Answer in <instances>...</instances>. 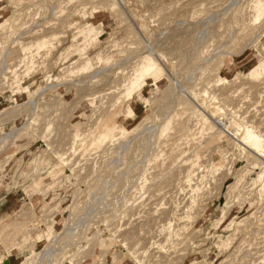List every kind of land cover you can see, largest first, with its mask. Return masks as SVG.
<instances>
[{
  "label": "rangeland",
  "instance_id": "374dc122",
  "mask_svg": "<svg viewBox=\"0 0 264 264\" xmlns=\"http://www.w3.org/2000/svg\"><path fill=\"white\" fill-rule=\"evenodd\" d=\"M130 1H131V3L128 4V3H124L123 1H120V0H110V1L109 0H102V2H101V0H0V133L3 137L2 138L3 142L5 143L1 147L0 150L1 151L5 150L9 146L14 145L12 147L13 148L12 150H14V152H16V157H20V160L17 163H14V162L9 163L11 158H9V159L7 158V161L5 163H0V172L4 171V169H5L6 171H8L7 177L10 178V180L15 182L16 185H18L19 183H20V185H24V190H25L24 194L29 199V201L32 202L31 208L28 209L27 211H25L24 208L26 207V204H23L22 202L17 201L16 203H14V206L12 205V208L9 209L10 211L8 210V212L1 215V217H0V261H2L1 264H165V263L169 264L170 260L172 261L170 264H177L178 261H179L178 264H191V263L192 264H194V263L195 264H205V263L206 264H227V263L228 264H244L245 262H246L245 264H249V263L250 264H254V263L255 264H257V263L258 264L259 263L264 264V262H263L264 258H261V257H264V255H263L264 254V252H263L264 251V245H263V243H261V242H264V189H263L264 188L263 187L264 186V176H263L262 180L261 179L258 180L259 179L258 173L260 174V167H262V166L258 165V168H257L256 167L257 165H256L254 158H252L251 156H247L248 155L247 151H245L243 154L242 152H240L239 149H236L235 147L233 149L232 148L229 149L232 145H230V147L228 146L229 148L226 147L228 150H230L229 151L230 152L229 157L230 158L232 157V159H230V160H235V158H236V160H235L236 163H234L235 165L233 164L234 161L233 162L231 161V163H229L230 161L228 160L229 162L226 161L224 164L221 163V166L216 167V168L214 167L215 170L213 169V167L210 168V170L213 169L214 171H212V170L210 171L209 169H207V173H208V170L210 171V173L207 174L208 176L205 174L207 179H205L206 178L205 177L204 178L205 181L202 179L199 182H194V183H196V185H194L196 188V192H199V190L204 186V188L202 190H200V192H199V194L202 193V194H200V196L195 191L191 192L190 190L189 191L191 193L188 194L189 193V191H188L189 187L187 186L185 188L186 184H184V183L182 184V182H181V186H179V180L183 177V174L181 172H179L180 170L176 169V171H175L177 173L176 174L169 164L164 163V165H163V164H161V163H163V159H162V162L161 161L159 162V159H158V158H163L161 156V154H163V153H162V151L160 152V149L162 148L161 145L163 144L162 141L163 140H171L172 138H175L173 133H176L175 130H177L176 128L179 126V123L185 124L184 121L187 120L190 115L194 116L192 113H194L196 111V109L193 108V107H195V104H192L191 102H190L191 104L188 102L187 103L185 102L186 103L185 104L184 102H182V99L184 96H177L176 97V95H175L178 91L181 94V88L182 87L187 89L186 87L189 86V85L187 86L188 83L184 82L182 79L177 78L179 71L183 70L181 68L184 67L183 66L184 62L188 61L189 57H190V59L192 57L194 59L196 56V58H195L196 60L191 59V60H193V62L191 60H189V61H191V63H193V64L195 63L194 66H197V65L199 66V70H198L199 72H198L197 76L200 75L198 78L201 79L202 83L199 81V83H201V85L204 82L203 80L216 81L218 78H220L223 80L222 81L223 83H227V84L225 85V87H224V85H222L221 86L222 88L220 90H218L219 92H217V93H221L222 91H225L224 88H226V86H227V89H234V88L236 89L237 87L241 88V85H244V87H242V88H245V89L241 88V90H243L241 92H243V93H241L240 90H238L239 88H237L236 90L234 89L236 91V93L238 94V96L239 97H240V95H241V97L247 96V98L250 99V101L252 99V101L253 102L255 101V103L257 101L256 105H258V103H259L257 108L254 107L255 104L252 103V101L251 102L249 101V102L253 106L249 102H248L249 104L247 103L248 106L249 105L252 106L253 110H256V109L260 110L259 106H264L263 104L262 105L260 104L261 102L262 103L264 102V94H263L264 89H262V92H260V94L262 93L261 95H259L257 93L258 96H256V99H255V96L253 94H255L256 91L258 92L259 90H256V88H258V87L256 86V83L250 79L251 77L249 76V73H248L257 64H259V62L262 59H264V0H259L260 6H261L260 10L262 11V15L260 17L258 16V8L259 7L258 6L254 7L258 0H161V3H160V0H154L155 2L157 1L156 2L157 4H155V2H153V0H151V2H150L151 4L148 2L150 0H148V1H146V0H137V1L130 0ZM158 1H159V3H158ZM109 2H110V4H109ZM138 2H139V4H138ZM152 2H153V8H152ZM164 3L167 4V5L165 4L166 8H163V7H165ZM169 3H170V6L168 5ZM171 3L175 7L171 6ZM195 3H197L199 5H197ZM102 4L105 6L107 5V6L104 7V6H102ZM161 4H163V6H160ZM94 5L95 6L97 5V7H96L97 9L94 8ZM138 5H140L139 6L140 8L137 7ZM149 5H151V7ZM194 5H197V6H194ZM85 6H86V8H85ZM89 6H92V8ZM101 6H102V8H101ZM114 6H115V8H114ZM130 6H132V7H130ZM141 6H142V8H141ZM83 8L86 10H84ZM99 8H101V9H99ZM154 8H157L156 11ZM158 8H160V9L158 10ZM124 9H125V11H124ZM163 9L165 11L167 10L168 12L163 11ZM192 9H194V10H192ZM83 10L85 13L82 12ZM144 10H146V12H143ZM147 10L149 12H151L153 10L152 14H153L154 18L156 19V21L153 18V16L150 15L149 12H147ZM74 11H76V13H74ZM86 11L87 12L89 11V13H87ZM96 11H98V12H96ZM161 11L163 12V14H161L162 13ZM156 12H160V13L156 14ZM72 13L75 15L78 13L79 14L74 16ZM55 14L56 15L59 14V15L56 16ZM118 14H121V16ZM214 14L217 15L218 22L215 21L217 19L216 18L214 20L215 22L213 21V23H212L213 25L208 27L210 30L206 29L207 32L205 30H203L205 28H202L201 30H203L204 34L206 32V35L203 34L204 36L203 35L199 36L197 39V42H195V43H194V41H196V40H195L193 34H185V35H190L192 37L182 36V33L180 34V31H178L179 30L178 28L174 31V28L177 27L176 24L178 22H179L178 27H181V25L184 26L183 23L181 22L182 20H183V22H189V23H192L194 21V23H192V24L195 27L198 26V29H199L200 26L196 22L199 21V19L203 20L204 18H207V17L214 15ZM114 15H116V16H114ZM147 15L149 16L150 19L147 18L148 17ZM54 16H56V17H54ZM69 16H70V18H69ZM118 16L121 18L119 19ZM144 16L145 17L147 16L146 17L147 19ZM159 16H161V17H159ZM139 17H141L142 19L145 18V21L149 25L148 27H144L143 35L139 34L135 30V26H134V23L137 22L134 20L140 19ZM151 17H152V19H151ZM193 17H194V19H193ZM257 17H259L258 20H256ZM52 20L57 21V23L54 21V23L52 22V25H51L50 21H52ZM122 20H123V22H122ZM150 20H151V22H150ZM47 21L50 24H48ZM133 21H134V23H133ZM153 21H154V23H153ZM163 21H165V22H163ZM176 21H177V23H176ZM199 22L201 23L202 21H199ZM216 22L218 25L216 24ZM56 24H58V26ZM90 24L95 25L97 27L98 38L96 40H91L90 42L87 40L84 41L85 37L83 36L84 37L83 38L79 34L80 37H78L77 38L78 40L77 39L76 40L79 42L80 41L79 39L82 38L80 42L82 43V40L84 41L83 44H79L80 42L78 43L74 39L75 35L77 36L78 33L84 27H86V25H90ZM168 24H171V25H168ZM179 24H180V26H179ZM53 25H54V27H53ZM118 25H120V26H118ZM158 25H160V26H158ZM163 25L167 26L168 28H166ZM174 25H176V26H174ZM47 26H51V27L48 28ZM55 26H56V28H55ZM169 26H170V28H169ZM194 26H193V28H194ZM229 26L232 27V30ZM46 27L49 31L47 30V32H46V30H45V32H44V29H46ZM41 28H42V30H41ZM132 29H134L133 32H132ZM66 30L68 32H66ZM160 30L161 31L166 30V31H164V33H165L164 38L165 39L163 38V40H162L163 42H158V40L156 38L157 35L159 33H161ZM167 30L168 31L172 30V31H170L172 33L168 32ZM39 31H40V33H39ZM128 31H129L130 35H133V36H130V35L127 36L129 34ZM134 31H136L137 33ZM230 31L233 32V33L231 32L232 36H231ZM166 32L168 34H170V36ZM174 32H176V33L173 34ZM260 32H261V34H260ZM24 33H26V35ZM112 33H113V35H112ZM131 33H134V34H131ZM21 35L22 36L25 35L24 38H22ZM62 35H63V37H62ZM119 35L122 37V39H120L121 37H119V39H117L118 38L117 36H119ZM124 35H125V38H124ZM152 35H153V37H152ZM159 35H158V37H159ZM175 35H176V37H175ZM57 36L59 37V39ZM54 37H56V38H54ZM60 37L63 39H61ZM128 37H131V39ZM139 37H141V38H139ZM180 37H182V39L184 41H185V39L188 41H185L186 42L185 43L182 39H180ZM183 37H185V38H183ZM126 38H128V39H126ZM169 38H171V39H169ZM223 38L226 40H224ZM232 38H234V39H232ZM43 39L46 41H49V39H50V41L52 40L51 41L52 43L48 42L49 44L44 45V48L39 47L38 46V43L40 42L39 40H43ZM54 39H56V40H54ZM137 39H138V41H137ZM142 39L147 44L143 43L144 41H142ZM151 39H152V41H151ZM176 39H179L177 42L178 43L177 45L175 43ZM66 40H67V42H65ZM121 40H122V42H125V43L123 44L121 42ZM129 40H132V41L129 42ZM133 40L135 41L136 45L139 48L134 44ZM170 40H172V41H170ZM180 40H181V43L179 44ZM192 40H194V41H192ZM93 41H95V42H93ZM226 41H228V43ZM63 42H64V44H63ZM76 42H77V45L76 46L73 45L74 46L73 47L72 43L76 44ZM139 42L142 43V45H143L142 47H141V45H139ZM151 42H152V44L156 43L155 44L156 47L151 46L152 49H150V51L153 50L152 55L155 57L154 59L157 60V58L159 57L158 62L162 63V65L164 67H168L165 63H168L169 60L171 59L170 63H169L170 64L169 67L171 68L170 69L171 74L167 72V74H168L167 76H170V79H172V80H166L163 84H161L160 89L155 90L154 87H151V83H152L151 80L147 79L145 82V86L143 87L144 90L135 94L133 96L132 100H128L127 98L123 99V95H124L126 89L128 88V84L130 82V75H131L132 71L134 72V69L136 67V66L133 67V70H132L131 66H132V64L136 65V64H134L135 63L134 61H136L137 63L139 62V59H140L139 55L142 56L143 53L147 52L146 48L148 47V45ZM222 42H223V45H222ZM19 43H20V45H19ZM130 43H132V44L130 45ZM249 43H250V45H249ZM52 44H53V46H52ZM78 44L80 46L82 45L81 48H79L80 46ZM115 44H116V46H115ZM119 44L122 45L123 47L120 46ZM152 44H150V45H152ZM171 44L176 45V49H175V46H172ZM182 44H184V45H182ZM25 45H27V46H25ZM68 45L69 46L71 45V47L73 49L76 47H78V49L76 48V50L74 49L75 51H71V50L69 51V48L71 49V47H69ZM106 45H108V48L110 47L109 48L110 50L108 49L109 51L107 50V52H106V47H105ZM128 45L130 46V48ZM188 45H191V46H188ZM193 45H195V47ZM247 45H249V46H247ZM119 46L122 48H120ZM192 46H193V48H191ZM28 47H29V50L28 49L24 50ZM67 47H68L69 52H66ZM114 47L115 48L117 47L116 50H113ZM164 47L168 48L169 52L166 51L167 49L164 50L165 49ZM189 47L191 48L190 52H189V50H190ZM39 48L41 50H39ZM140 48H142V49H140ZM178 48H179V50H178ZM183 48H185L184 49V52L186 51L185 53L183 52ZM123 49H125V50H123ZM126 49L127 50L130 49L128 51H133V54L135 56L137 55L136 58L133 59L135 56L132 55L131 52L126 51ZM159 49L162 50L163 53ZM136 50H138V51L134 53V51H136ZM157 50H159V51H157ZM172 50H174V51H172ZM177 50H178V52H177ZM44 51H45V53H43ZM99 51H100V53H99ZM103 51H105L104 52L105 54L102 55L101 52L103 53ZM110 51H112V52H110ZM118 51H121V53L122 52L124 53V51H126L125 56H124L125 58L124 57L120 58V55H124V54L123 53L120 54V52H118ZM140 51H142V52L140 53ZM52 52H54V53H52ZM82 52H84V53H82ZM117 52L120 55H118ZM164 52L166 54H164ZM192 52L196 53V54H194V56H193ZM66 53H68V54H66ZM96 53H98V54L95 55ZM177 53H180V54H177ZM77 54H79V55H77ZM128 54H130L131 56H134V57H131V59H133V60H130V57H129L130 55L128 56ZM229 54H231V55H229ZM82 55H84V56H82ZM110 55H112V56H110ZM165 55H166V57L168 56L167 57L168 59L167 58L165 59L163 57ZM179 55H181L184 58H182ZM16 56H17V58H16ZM115 56H116V58H115ZM198 57H199V60L197 61ZM205 57L207 60L209 58L212 61L211 60L205 61L204 60ZM19 58L22 60H20ZM55 58H57L58 60ZM87 58H91L93 65L90 69L84 70L83 64L85 63ZM98 58L100 61L97 60ZM105 58H106V60H105ZM117 58L121 59L122 61L125 60L126 63L124 61H123L124 62L123 63L121 60H118ZM126 58H127V60H126ZM162 58L164 59V62H163ZM181 59L184 61H181ZM60 60H62V61L65 60V62H62V61L60 62ZM77 60H79V62ZM109 60L110 61L112 60L111 66L113 65V62L117 63L115 61H119L118 63H120V61H121L120 67H124V65H125L123 73L120 72L121 68L119 66H118L119 67L118 69H120V70H117V67L114 68V66H117V64L114 65L112 68H111V66H109L111 69L114 68L113 70L116 69L115 70L116 72L115 71L113 72L114 77H115V75L116 76L121 75L120 77H117V78H119V80L122 79L121 80L122 83L116 82V80H115L116 78H114V77H113L114 78L113 80L115 82L113 80H112L113 82H111V83L109 82V81H111L110 79L112 78L111 69L107 68L108 67L107 64L111 63V62H109ZM165 60H167L168 62H165ZM179 60H180V62H179ZM77 62L79 64H81L80 65L81 67H79ZM130 62H132V63H130ZM35 63L37 66L34 65ZM58 63H60V64H58ZM202 63H204L205 66ZM25 64H27V65H25ZM72 64H75V65L72 66ZM129 64H130V66H129ZM57 65H59V66L57 67ZM126 65L130 67L129 68L130 71ZM105 66L107 69H109L108 71L105 68ZM172 66H174V68ZM202 66H204V67H202ZM43 67H45V68H43ZM75 67H78V68L76 69ZM169 67H168V69H169ZM42 68L44 70H42ZM15 69H16V74L14 72L9 73L10 71H13ZM79 69L83 70L84 72L80 71ZM100 69H101V71H100ZM88 70H89V72H88ZM102 70L103 71L105 70V71L103 72ZM202 70H204V71H202ZM44 71L45 72L47 71V72L45 73ZM94 71H97L100 73L98 74V76L94 77L93 80L91 81L90 76L93 77L96 73ZM106 71L107 72L110 71L109 73L111 75L109 73H107ZM121 71H123V70H121ZM35 72H36V74H35ZM85 72H87V73H85ZM117 72L119 74H116ZM177 72H178V74H177ZM213 72L214 73L216 72V73L214 74ZM91 73H92V75H90ZM105 73H107L109 76H107V74H105ZM85 74H86V76H85ZM104 74L106 76H104ZM127 74H129V75H127ZM201 75H203V77ZM208 75L209 76L211 75V76L208 78ZM87 76L89 77V79H87ZM110 76H111V78H110ZM127 76H129V77H127ZM261 77L264 79V74ZM73 78H74V84L75 85L72 84L73 81H71V80H73ZM75 78H76V80H75ZM98 78H100V79H98ZM107 78H110V79L107 80ZM125 78L127 80H125ZM245 78H248V79H245ZM80 79H81V81H80ZM102 79H103V82L105 85H109V84H112V85H109L110 87L105 86L102 83ZM178 79L180 81L182 80L181 81L182 85L179 84L180 82L177 83V81H179ZM263 79H262V81H264ZM82 80L86 81V83H82ZM88 80H90V81H88ZM17 82H18V84H16ZM93 82H94L93 88L87 89V88H89V86L92 87L91 84ZM183 82H184V85H183ZM76 83L77 84L79 83L78 86L76 85ZM95 83H98V84H95ZM100 83H101V85H100ZM119 83H120V86H119ZM253 83H255V84H253ZM67 84H68V86H67ZM84 84H86V85H84ZM113 84L114 85L117 84L118 86H114ZM229 84L232 86L234 85V86L233 87L229 86ZM73 85L76 88L72 87ZM79 85L82 86L83 88L80 87ZM94 85H99V86L97 87ZM102 85L105 86L106 90L102 89V88H104V86H102ZM171 86L175 88L174 91H173L174 88H172ZM245 86H247L248 88H246ZM94 87L95 88L97 87V88L95 89ZM121 87H123V88H121ZM176 87H177V90H176ZM81 88H82V90H81ZM111 88L114 90V92L111 91L112 90ZM167 88H168V90H167ZM83 89H85L84 90L85 94L83 92ZM101 89L103 90V92ZM169 89L172 91H170ZM116 90L121 91V93L123 94V95L121 94L122 97L120 95V98H119L120 92H117ZM123 90H124V93H123ZM246 90H247V92H246ZM75 91H76V93H75ZM79 91H80L79 95H82L81 97H78ZM107 91L113 92L114 94L113 93H109L110 95L105 94ZM163 91L166 92V94ZM175 91H177V92L175 93ZM244 91L247 94H244ZM81 92H83V93H81ZM158 92L159 93L161 92V93L159 94ZM179 92H178V94H179ZM115 93L116 94L119 93V94L116 95ZM88 94H90L91 96ZM173 94L175 96V99L173 98L174 97ZM251 94L253 95L254 98H252ZM162 96H164V97L166 96V98L162 99L163 98ZM260 96H262V97H260ZM114 97H116V98H114ZM249 97H251V98H249ZM112 98H114V100ZM176 98H179V99L177 101H175ZM257 98L259 101L257 100ZM260 98H262L263 101H261ZM168 99L170 101L174 102L173 104H171L172 106L170 105V103H172V102H170ZM248 99H246V100L248 101ZM32 100H34V103L36 102L35 105H34V103H32ZM108 100H109V102H108ZM165 100H167V101H165ZM155 102L159 103V104L156 103V104H158L159 108H157V106L154 104ZM166 102H167V104H166ZM168 102H170L169 105H168ZM176 102H177V104H176ZM164 103L166 106L169 107V109H168V107L164 106ZM183 103L185 106L183 105ZM174 104H175V106H174ZM180 104H182L183 106L181 105L180 107H182V108L179 109ZM32 105H34L35 108L32 107ZM246 105H244V107ZM131 106H133L135 109L134 119H137V120L132 125L127 127L126 131H122L121 130V123H120L121 118L127 112L126 111L127 108L131 107ZM248 106H246V107H248ZM251 106L248 107V108H250V110H252ZM171 107H173L174 110H171ZM176 107H178L179 111ZM253 107L256 109H254ZM103 108H105V109H103ZM162 108H163V110H162ZM184 108L188 109L190 111H188V110L185 111V110H183ZM197 108H198V110H200L202 112V110L199 107H197ZM120 109H121V112H119ZM165 109H166L167 113L178 112L179 117H173L174 116V113H173L172 114L173 116L171 115L172 118H168V116L166 115L167 113H166ZM110 110L113 113L110 112ZM180 110L181 111L183 110L185 112L182 111L183 112L182 113V112H180ZM261 110H263V114H264V107H263V109L261 107ZM162 111H164V114L167 116L168 120L165 118L166 116L163 113H160ZM178 113H175V115ZM185 113L187 114V116L184 115ZM180 114L183 115L182 120H181ZM163 115L165 116L163 121L166 120L165 121L166 123L161 120V119H163ZM114 116L116 117V119ZM184 116L187 118L183 119ZM175 118L178 120L179 123L177 122V120ZM178 118L181 121H179ZM193 118H194V120H197L194 122V120L191 119V121L194 122V123L192 122L191 124H194V125L197 124V127H196L197 128V132H196L197 140H206V138H207L206 133L207 132L205 130L207 129V127L209 125V121H211V119L205 120V121L202 119V120L198 121V118H196V117H193ZM206 118H209V116L208 117L206 116ZM219 118H221L223 120L224 124H226L228 122V120H226L225 115H221ZM249 118H248V121H251L253 119L251 117L249 120ZM154 119H155V121H154ZM172 119H173V121H172ZM143 121L145 123L148 122L147 123L148 125H154L156 123L158 125L159 131H155L157 133L149 132V131L142 133V131H143L142 127L144 125L146 126V124ZM160 121H161V123H160ZM254 121L255 120H253L251 122H254ZM141 124H142V126H141ZM159 124L161 125V127ZM112 125H115V126H112ZM106 126L107 127L110 126L109 128L112 129L113 135L111 134L112 136L110 135L111 137L107 138V140H109L108 143H107V140H105L103 143L102 142L100 144L97 143V145H96L94 143L95 140L98 139V137L101 134L100 132L102 130L103 131L106 130L105 129ZM71 127H73V128H71ZM112 127H114V128H112ZM172 127H173V129H172ZM93 128H94V130H93ZM115 128H116V130H114ZM171 129H172V131H171ZM220 129H221V127H220ZM263 129H264V126L262 128V132H263ZM113 131L115 132V135H114ZM92 132H94V134L96 133L95 134L96 136L94 134H92ZM133 132L136 134L141 132L140 133L141 135L138 136L139 137L138 139H136L138 134L132 135V134H134ZM148 132H149L148 135H151V134L152 135L148 136L147 135ZM127 133H130V134H127ZM171 133H172V135H171ZM91 134L95 137H93ZM118 134H119V136H118ZM154 134H156V135H154ZM70 135H72V136L70 137ZM170 135L172 136V138ZM78 136H80V137H78ZM131 136H133V138L135 137L134 139H136V140H134ZM81 137H82L83 141L85 140L84 142L83 141L81 142ZM85 137H87V138H85ZM156 137H157V139H156ZM168 137H169V139H167ZM123 138H125V139H123ZM146 138H148V145H146L147 144ZM150 138L152 141H149ZM232 138L233 137H231L230 139H232ZM130 139H131V142H129ZM141 139H142L144 144L142 143ZM175 139L178 140L177 138H175ZM9 140H12V141L15 140V143L11 142ZM72 140L74 142L77 141L75 148L73 146L74 142H72ZM78 140H79V142H78ZM115 140H116V142H115ZM138 140H140V141H138ZM158 140L161 142H159ZM232 140L235 141L234 138ZM232 140H230V141L226 140V142L229 141L231 144ZM86 141H88V143H86ZM112 141H114L115 143ZM154 141L156 143L155 147L159 145L158 147L160 149L157 147L159 150L157 148L153 147L154 145H152L150 143V142L154 143ZM67 142H69V144H67ZM120 142H121V146H123V148L126 146L125 147L126 149L125 148L123 149L121 146H119ZM122 142H123V144L125 142H128L129 145L127 143H125L123 145ZM139 142H141L143 144V146L146 147V150L148 148V150H147L148 152L153 150V153H154L153 155L158 153L157 154L158 156L157 155L154 156L156 160L154 159L153 156H151L152 152H150L151 155L149 153V156H148V154H146V151H144L145 149L142 146V144L139 147V144H140ZM37 143H38V146H37ZM70 143H73V144H70ZM91 143H93V144H91ZM112 143H113L114 148H118V152L116 151L117 149H114L112 147ZM137 143H138V146L134 145V147H132L133 144H137ZM228 143H226V144H228ZM94 144L96 147L95 146L93 147ZM116 144L119 147H116L117 146ZM70 145H72V146H70ZM224 145H225V143H224ZM106 146H107V148H106ZM109 146L112 149L109 150L108 149ZM128 146H129V148H128ZM150 146H152V148H154V149L150 150V148H151ZM36 147H38V154L35 152V150L37 149ZM70 147H72V148L70 149ZM136 147H139V148L136 149ZM142 147H143V149H142ZM119 148L122 149L123 152H122V150L120 151ZM82 149H83V152H81ZM84 149H86V150H84ZM141 149H142V151H141ZM129 150H130V152H131V150L134 152H131V155H130V154H128V153H130ZM161 150L164 151V148H162ZM231 150H232V152H231ZM67 151H70L71 155H70V152H67ZM106 151L108 154L106 153ZM111 151L113 154L111 153ZM66 152H67V154H66ZM155 152H157V153H155ZM117 153H118L120 158H118ZM123 153L126 154V156L128 157L127 159L124 158L126 156ZM132 153H133V155H132ZM135 153H137V154L135 155ZM240 153H241V155H240ZM145 154L148 156V158L146 157ZM62 155H64V156H62ZM109 155H111V156H109ZM122 155H124V156L122 157ZM143 155L145 158H143ZM244 155L247 157L245 158ZM29 156H31L30 157L31 161L28 160ZM131 156L132 157L134 156L135 158H132ZM139 156L140 157L142 156V157L137 158ZM149 157L152 159H149ZM106 158H108V159H106ZM122 158H124V160H120ZM135 159L137 162L135 161ZM143 159H145L146 161L150 160L148 162V163H150L149 168H147L148 163L145 162V160H144V162L140 161ZM152 160H155L154 163L158 167L153 163ZM249 160L253 164L252 163L249 164L250 163ZM120 161H122V162H120ZM138 161H139V163L142 162V164H139V170H142L139 172V174H138V169L136 171V168L138 167ZM247 161H249V162H247ZM86 162H88V163H86ZM130 162H131V164H129ZM158 162L160 163V165H158ZM104 163L107 166H104L105 165ZM111 163L114 164V166L110 165ZM121 163H123V164H121ZM127 163L129 166L125 165ZM134 163L137 164V165L135 164L137 167L133 166ZM151 163H152V165H151ZM90 164H92V166ZM144 164H145V166H144ZM162 165H163V168L166 167L164 170L161 167ZM251 165H253L255 168L253 166H252L253 167L252 168ZM109 166H110L111 170L109 169ZM131 167H132L131 170L133 171L132 173H130L131 170L128 169ZM140 167L144 168V169L146 168V170L141 169ZM133 168H135V170H133ZM157 168H158V170L156 172ZM105 169H106V171H105ZM168 169H169V171H168ZM153 170H154V172H153ZM111 171H112V174L110 173ZM115 172H117V173H115ZM135 172H137V173L135 174ZM148 172L149 173L152 172V173L149 174ZM158 172H160V173H158ZM101 173L103 174L104 177L102 176ZM105 173L106 174L108 173V174L106 175ZM140 173H141V176H143L142 178L140 177ZM142 173H144V174L146 173L147 175L146 174L143 175ZM163 173H165V174H163ZM181 174H182V176H180ZM117 175L119 177L121 175V177H120L121 182H119L120 179ZM168 175L173 176V177H170L171 179L169 180ZM150 176H152V178ZM153 176L155 177L154 179H153ZM159 176H161L160 179H159ZM164 176L166 178H164ZM116 178H117V180H116ZM172 178H173V180H172ZM174 178H175V180H174ZM99 179H101V180L99 181ZM105 179L106 180L110 179V180L108 182ZM143 179H145V180H143ZM150 179H153V180L151 181ZM124 180L128 181V182L126 183ZM123 181L125 182V184ZM134 181H136V182H134ZM144 181L145 182L147 181V182L145 184H143ZM164 181H165L166 185L164 184ZM259 181H260V183H259ZM113 182H115V184ZM137 182H139V183H137ZM162 182H163V184H162ZM167 182L170 183L172 188L168 185ZM119 183L121 185L123 184L124 187H120L121 185H119V187H117ZM128 183H129V187H126V185L128 186ZM175 183H177V184L174 185ZM139 184L141 186H138ZM150 184H151V186H150ZM133 185H135L136 187ZM143 185H149V186L147 187V186H143ZM156 185H158L160 188H158ZM162 185L164 187L169 186L171 189H169V187H168V188H165V191H164V187ZM200 185H203V186H200ZM125 187H126L125 190L131 189L132 187H133V189L131 191L129 190L130 192L128 191V193L127 192L124 193L125 190L124 189L122 190L121 188H125ZM134 187L136 188V190ZM154 187H156L157 190H155ZM161 187H162V189H161ZM113 188H115L116 190L115 189L113 190ZM197 188H199V190ZM104 189H105V191H104ZM159 189L162 190L164 193L162 191L160 192ZM168 189L173 191V192H170L171 193L170 194L168 192L169 191ZM261 189H263V190H261ZM118 190L120 192H118ZM177 190H179V191L181 190L180 191L181 193L178 192ZM103 191L105 193H103ZM166 191L170 195L165 194ZM174 191H177L178 192L177 194L180 193V195H176L175 194L176 192L174 193ZM151 192L155 193V194H153L155 196H156V192L157 193L158 192L163 193L162 195H165L166 198H168V199L175 196L174 199L173 198L171 199V200H174V202L171 200L168 201V199H166L170 205H173L175 202L177 205H179L180 204L179 202H181L180 199H182V197L180 198V196L183 195V199H184V197L189 198L191 195V197L189 199H191L192 201L194 200L195 202L194 201L192 202L191 200L190 201L192 203H195V204H192V206H191L187 203L188 206H190V207H187V204H186L187 200L184 199L182 202L183 203L185 202V205H186V206L184 205L185 208L183 207L182 202L179 205V207L181 208V211L183 208L186 210L189 208H192V209H189V210H191L189 214L187 212L188 210L187 211L185 210L187 212L188 217L193 218V219L189 218V219H191V222L187 218H185V220L182 219L183 221L181 222V220L178 218L179 216H177V215L181 214L184 216V214H183L184 211L181 213L180 208L179 207L177 208L176 204L173 205V208H174V210H173V208H170L171 206H169V207L167 206V202L165 203V201H166V200H164L165 196H163V200H162V198L159 196H158L159 198H157V196L156 197L151 196L152 195ZM106 193L107 194L109 193V194L106 195ZM160 193H158V194L161 196ZM185 193L187 194V196ZM192 193H194V194L192 195ZM204 193H206V194H204ZM216 193L218 194V196H216L217 195ZM101 195H103V196H101ZM194 195H196L195 196L196 199L199 200V198H201L202 200L200 199V202H199L198 200L195 199ZM204 195H205V197H204ZM123 196H126L127 198H125ZM177 196L179 198H177ZM112 197H113V199H111ZM150 197L157 198L156 200L158 201V203H157V201H156V203L153 202V201H155V198H152V199H154V200H152ZM197 197H199V198H197ZM160 198H161V200H160ZM125 199H128L131 203L129 201H128L129 203L128 202L125 203V201H127ZM149 199H151V200H149ZM177 199L179 202L177 201ZM144 200H145V202H144ZM122 201H124V202H122ZM160 201H162V202H160ZM190 201L188 200L187 202H189L191 204ZM163 202H164V204H166L165 206H164ZM196 202L199 204H197ZM120 203H122V204H120ZM149 203H151V204H149ZM171 203H173V204H171ZM142 204H144V205H142ZM155 204H158L159 207H157V205H155ZM146 205H148V206H146ZM161 205H162L161 208H162L163 214H164L163 209L168 208L165 212L166 215H161L162 214L160 212V210H161L160 206ZM163 206H164V208H163ZM20 207L23 209L20 212V214H18V210ZM140 207H142V208H140ZM155 207L158 210L155 209ZM193 207H194V209H193ZM148 208H151V209L153 208L151 211L157 210V212L154 211V213L152 212L153 215L152 214L149 215L150 209H148ZM203 208L205 210H203ZM178 209H179V213H178V211H176ZM169 210H170V212H169ZM171 210L176 211V212H173V211L171 212ZM193 210H195V211H193ZM138 211H140V212H138ZM141 212L143 214H141ZM167 212H169V214H171V217H169V215H167ZM195 212H197L199 215ZM138 213H140V217L142 216L140 219L138 218L139 216H137ZM174 213H176L177 215L176 214L173 215ZM191 213H193V214L195 213L194 215L197 216V218H199V217L200 218L198 220H195L197 218H195V216ZM15 214L17 215L16 217L14 216ZM190 214L192 216H189ZM151 215H152V217H151ZM156 215L158 217L160 216V220L163 219L165 221H163V220L160 221L159 219H157L158 217ZM223 215H224L225 219L223 218ZM135 216H137V217L135 218ZM154 216H156V218ZM164 216H165V218H162ZM166 216H168L170 219H172L173 224H174L173 227L175 226L174 228H176L177 230L179 229L178 230L179 232L178 231L176 232L177 235L174 233V235H176L177 237L179 236L178 237L179 239L175 238V237H174L175 238L174 239L173 237L170 236V235H173L172 233L176 231V229H174V228H173V230H175V231L172 230L171 234L168 233L169 235L167 233L166 234L165 233H163V234L159 233L160 236L161 235L164 236V234L168 235V236H164L165 240L159 239L162 236L160 237L157 234L154 235V233L152 231V230H154L153 228H155L156 231L159 232L157 229V227H158L157 225L163 226L166 221L167 222L171 221L168 217H167L168 218L167 219ZM221 217L224 219L223 221H222ZM153 219H155V221H157V223L155 221L153 222ZM149 221H150V223H149ZM185 221H186V223L184 224ZM187 221H188V225H190L189 228L187 225ZM219 221H220V224L218 223ZM83 222H84V224H83ZM79 223H80V225H79ZM151 223H153L152 224L153 226H150ZM178 224L180 226H177ZM192 224H194V225H192ZM257 224H259V225H257ZM191 225L193 227H191ZM211 225H212V227H210ZM90 226H92V227H90ZM181 226H183L184 228L185 227H187V228L184 229ZM241 226H244V227H241ZM75 227H76V229H75ZM118 227H119V229H118ZM140 227H141V229H140ZM149 227L151 230L149 229ZM179 227H181V228H179ZM240 227L243 228V230ZM136 228H137V230H136ZM158 228L160 229V227H158ZM148 229H149V231H148ZM239 229H240V231H239ZM125 230H127L128 232L130 231L128 233V235L125 234V233H127V231H125ZM115 231H119V233L115 232ZM184 231L186 232V234L184 233ZM196 231H197V233H196ZM139 232H140V234H139ZM148 232H150V233H148ZM154 232H155V230H154ZM194 232L197 234V236H195L196 234ZM179 233H181V234L178 235ZM182 234H183V236H182ZM191 235H194L195 237L191 236ZM153 236L155 239L158 238V240H160L159 243H162V247L167 242V244H165L166 246L164 245L165 247L160 249V252H159V247H158L160 244L156 243V242H158V240L156 241V240H154V238H151ZM169 236H170V238H169ZM180 236H181V238H180ZM237 236H238V238H237ZM139 237H140V239H139ZM191 237H192V239H191ZM171 238H173L176 241H174L172 239L173 242H171L172 241ZM184 238L185 239L187 238L189 240L186 239L182 243L181 241H183ZM161 240H162V242H161ZM168 240H171V241L169 242ZM163 241H164V244H163ZM186 241L188 243H186ZM214 241H215V243H214ZM178 242H179V244H178ZM128 243H130L131 245ZM168 243L169 244H176L175 248L172 245L173 247L171 249L170 248L171 245H169ZM181 243H182V245H181L182 248L180 247ZM225 243H227L226 246H225ZM255 243L258 245V248H256L257 246H255L256 245ZM135 244H136V246H135ZM156 244L157 245L159 244V245L157 246ZM188 244H189V246H188ZM228 244H230L231 247L228 246ZM259 244H261L262 248ZM184 246H185V248H184ZM237 246H238V248H236ZM141 247H142V249H141ZM134 248H136V249H134ZM57 249H58V251H57ZM163 249L166 251H164ZM258 249H260V250H258ZM49 250H51V251H49ZM162 250L164 252H162ZM168 250H171V251H168ZM186 250H188V251H186ZM221 250L223 251V254H222ZM152 251H153V253H151ZM172 251L174 254L172 253ZM174 251L177 253H175ZM219 251H221V252H219ZM231 252L232 253L235 252V254H232L230 256V258H228L227 256H229V254ZM48 253H50V254H48ZM136 253H139V254L137 255ZM170 253H172L173 256H172V254L170 255ZM241 253H242V256H241ZM134 254L136 255V257L133 256ZM167 254H169L171 257ZM243 254H245V255H243ZM165 255L167 257H165ZM180 255L181 256L184 255V257L185 256L186 257L184 258V257H181ZM247 255H248V257H247ZM162 256L165 257L166 259L163 258ZM259 256H261L260 257L261 260L258 259V261L255 262L256 258ZM139 257L141 258V260H139L140 259ZM174 257H176V258L178 257V258L176 259ZM231 257H232V259L234 257V259L232 260ZM238 257H242V258H238ZM254 257H255V260H253L254 263H252L253 262L252 259H254ZM131 259H132V261H131ZM160 259L162 260V262H160L161 261ZM248 259H250V260H248ZM226 260H229V261L232 260V261L226 262Z\"/></svg>",
  "mask_w": 264,
  "mask_h": 264
},
{
  "label": "bare ground",
  "instance_id": "6f19581e",
  "mask_svg": "<svg viewBox=\"0 0 264 264\" xmlns=\"http://www.w3.org/2000/svg\"><path fill=\"white\" fill-rule=\"evenodd\" d=\"M110 1V0H109ZM120 1H123L124 3H131V1L130 0H120ZM135 1H137V0H135ZM146 1H148V0H146ZM145 1V2H146ZM80 2V1H79ZM100 2V1H99ZM101 2H102V0H101ZM104 2V1H103ZM144 2V1H143ZM149 3L151 2V0L150 1H148ZM147 2V3H148ZM153 2H155L154 0H153ZM153 2H152V8H153ZM157 2V1H156ZM155 2V4H157ZM170 2V1H169ZM96 3V2H95ZM123 3V4H124ZM135 3V2H134ZM141 3V2H140ZM148 3V4H149ZM158 3H159V1H158ZM160 3H161V0H160ZM175 3V2H174ZM180 3V2H179ZM198 3V2H197ZM197 3H195V4H197ZM105 4V3H104ZM109 4H110V2H109ZM114 4V3H113ZM122 4V3H121ZM138 4H139V2H138ZM151 4V3H150ZM165 4L166 3H164V6H165ZM182 4V3H181ZM180 4V5H181ZM116 5V4H115ZM137 5V4H136ZM141 5V4H140ZM140 5H138L137 7H139ZM167 5V4H166ZM169 6H170V3L168 4ZM197 5H199V4H197ZM197 5H194V6H197ZM93 6V5H92ZM92 6H89V7H91L92 8ZM102 6H104V7H106L105 5H103L102 4ZM102 6H101V8H102ZM122 6V5H121ZM124 6V5H123ZM146 6V5H145ZM144 6V7H145ZM150 7H151V5H149ZM155 6V5H154ZM158 6V5H157ZM160 6H163V4H161ZM159 6V7H160ZM171 6H173V7H175L174 5H172V3H171ZM193 6V7H194ZM259 7L258 8V16L260 17L261 15H262V11L260 10V8H261V6H260V1L258 0L257 1V3H256V5L254 6V7ZM84 7V6H83ZM97 7V5L95 6L94 5V8L95 9H97L96 8ZM128 7V6H127ZM130 7H132V6H130ZM136 7V6H135ZM143 7V8H144ZM85 8H86V6H85ZM90 8V9H91ZM101 8H99V9H101ZM109 8V7H108ZM114 8H115V6H114ZM129 8V7H128ZM140 8V7H139ZM141 8H142V6H141ZM151 8V9H152ZM163 8H166V6L165 7H163ZM58 9V8H57ZM76 9V8H75ZM78 9V8H77ZM80 9V8H79ZM84 9V8H83ZM89 9V8H88ZM155 9V11H156V9L157 8H154ZM160 8H158V10H159ZM52 10V9H51ZM54 10V9H53ZM82 10V9H81ZM84 10H86V9H84ZM84 10L82 11V12H84ZM136 10V9H135ZM142 10V9H141ZM191 10V9H190ZM192 10H194V9H192ZM79 11V10H78ZM100 11V10H99ZM109 11V10H108ZM107 11V12H108ZM124 11H125V9H124ZM154 11V12H155ZM163 11H165L164 9H163ZM167 11V10H166ZM165 11V12H166ZM23 12V11H22ZM81 12V11H80ZM87 12V11H86ZM96 12H98V11H96ZM135 12V11H134ZM143 12H146V10H144ZM142 12V13H143ZM147 12H149L148 10H147ZM152 12H153V10L151 11V12H149V14L150 15H152L153 16V14H152ZM162 12V11H161ZM164 12V13H165ZM168 12V11H167ZM24 13V12H23ZM61 13V12H60ZM74 13H76V11H74ZM85 13V12H84ZM87 13H89V11L87 12ZM117 13V12H116ZM136 13V12H135ZM159 14L160 12H156V14ZM73 14V13H72ZM79 14V13H78ZM78 14H76V15H78ZM115 14V13H114ZM144 14V13H143ZM147 14V13H146ZM161 14H163V12L161 13ZM51 15V14H50ZM56 15V14H55ZM59 14H57L56 16H58ZM74 16H76L75 14H73ZM118 15H120L121 16V14H118ZM165 15V14H164ZM56 16H54V17H56ZM87 16V15H86ZM85 16V17H86ZM114 16H116V15H114ZM126 16V15H125ZM148 16V15H147ZM146 16V17H147ZM157 16V15H156ZM162 16V15H161ZM161 16H159V17H161ZM119 17V16H118ZM123 17V16H122ZM145 17V16H144ZM145 17V18H146ZM170 17V16H169ZM181 17V16H180ZM259 17H257L256 18V20H258L259 19ZM69 18H70V16H69ZM117 18V17H116ZM121 17H119V19H120ZM140 19H138V20H134V21H137V22H135L134 23V21H133V23H134V26H135V30L139 33V34H141V35H143V29H144V27H148L149 25H148V23L145 21V18H141V17H139ZM147 18H149V16L147 17ZM146 18V19H147ZM153 18H154V16H153ZM191 18V17H190ZM217 18V15L216 14H214V15H211V16H209V17H207V18H204L203 20H200L199 19V21H202L201 23L199 22V21H197L196 23L201 27H199V29H198V26L197 27H195L192 23H194V21L192 22V23H189V22H183V20L181 21L182 23H183V25L184 26H182L181 25V27H178V23H177V21H176V25H177V27L176 28H174V31L178 28L179 30L178 31H180V34L182 33V36H190V35H185V34H193V36H194V38H195V40L196 41H194V40H192V41H194V43L195 42H197V39H198V37L199 36H202L204 33H203V30H205L206 32H207V30L206 29H209L208 27H210V26H212L213 24V21L215 20ZM59 19V18H58ZM115 19V18H114ZM125 19V18H124ZM128 19V18H127ZM150 19V18H149ZM148 19V20H149ZM151 19H152V17H151ZM155 19V18H154ZM184 19V18H183ZM193 19H194V17H193ZM57 20V19H56ZM60 20V19H59ZM160 20V19H159ZM169 20V19H168ZM189 20V19H188ZM191 20V19H190ZM54 21L55 20H52V21H50L51 22V25H52V22L54 23ZM155 21H156V19H155ZM167 21V20H166ZM196 21V20H195ZM215 21H217L218 22V18L215 20ZM214 21V22H215ZM48 22V21H47ZM46 22V23H47ZM56 23H57V21H55ZM60 22V21H59ZM111 22V21H110ZM121 22V21H120ZM122 22H123V20H122ZM150 22H151V20H150ZM163 22H165V21H163ZM200 24H199V23ZM217 22H216V24H217ZM153 23H154V21H153ZM167 23V22H166ZM181 23V24H182ZM211 23V24H210ZM231 23V22H230ZM48 24H50L49 22H48ZM152 24V23H151ZM215 24V23H214ZM57 26H58V24H56ZM116 25V24H115ZM157 25V24H156ZM166 25V24H165ZM165 25H163V26H165ZM168 25H171V24H168ZM176 25H174V26H176ZM218 25V24H217ZM85 26V25H84ZM118 26H120V25H118ZM154 26V25H153ZM152 26V27H153ZM158 26H160V25H158ZM179 26H180V24H179ZM193 26H194V28H193ZM43 27V26H42ZM48 28L49 27H51V26H47ZM47 27H46V29H44V32H45V30H46V32H47ZM53 27H54V25H53ZM166 28H168L167 26H165ZM228 27V26H227ZM230 27V26H229ZM45 28V27H44ZM55 28H56V26H55ZM62 28V27H61ZM169 28H170V26H169ZM197 28V29H196ZM202 28H205V29H203V30H201ZM231 28V30H232V27H230ZM53 29V28H52ZM116 29V28H115ZM148 29V28H147ZM151 29V28H150ZM158 29V28H157ZM182 31H181V30ZM41 30H42V28H41ZM40 30V31H41ZM133 30L134 29H132V32H133ZM159 30V29H158ZM157 30V31H158ZM210 30V29H209ZM208 30V31H209ZM40 31H39V33H40ZM49 31V30H48ZM100 31V30H99ZM106 31V30H105ZM136 31H134V32H136ZM155 31V30H154ZM161 31V30H160ZM164 31H166V30H163V31H161V33H159L158 35H159V37H158V35H157V40H158V42H163L162 40H163V38H164V36H165V33H164ZM168 31V30H167ZM170 31H172V30H170ZM170 31H168V32H170ZM24 32V31H23ZM43 32V31H42ZM43 32V33H44ZM64 32V31H63ZM66 32H68L67 30H66ZM70 32V31H69ZM98 29H97V27L95 26V25H86V27H84L79 33H78V35L76 36L75 34V40L78 38V37H80V36H84L83 38H84V41L85 40H87V41H91V40H96L97 38H98ZM136 32V33H137ZM206 32H205V34L204 35H206ZM232 31H230V33H231ZM60 33V32H59ZM65 33V32H64ZM77 33V32H76ZM119 33V32H118ZM128 33H129V31H128ZM154 33V32H153ZM157 33V32H156ZM155 33V34H156ZM167 33V32H166ZM170 33H172V32H170ZM176 32H174L173 34H175ZM227 33V32H226ZM233 33V32H232ZM232 33H231V36H232ZM25 35H26V33H24ZM79 34H80V36H79ZM117 34V33H116ZM115 34V35H116ZM131 34H134V33H131ZM168 34V33H167ZM179 34V35H180ZM260 34H261V32H260ZM24 35V36H25ZM55 35V34H54ZM60 35V34H59ZM112 35H113V33H112ZM130 35V33L127 35V36H129ZM137 35V34H136ZM169 36H170V34H168ZM178 35V34H177ZM203 35V36H204ZM226 35V34H225ZM22 36V35H21ZM24 36H22V38H24ZM61 36V35H60ZM66 36V35H65ZM130 36H133V35H130ZM138 36V35H137ZM167 36V35H166ZM174 36V35H173ZM227 36V35H226ZM58 37V36H57ZM62 37H63V35H62ZM67 37V36H66ZM72 37V36H71ZM118 38L117 39H119V37H121L120 35L119 36H117ZM136 37V36H135ZM152 37H153V35H152ZM175 37H176V35H175ZM174 37V38H175ZM190 37H192V36H190ZM228 37V36H227ZM257 37V36H256ZM44 38V37H43ZM54 38H56V37H54ZM61 38V37H60ZM73 38V37H72ZM124 38H125V35H124ZM128 38H130L131 39V37H128ZM128 38H126V39H128ZM133 38V37H132ZM139 38H141V37H139ZM138 38V39H139ZM155 38V37H154ZM168 38V37H167ZM183 38H185V37H183ZM226 38V37H225ZM231 38V37H230ZM258 38V37H257ZM42 39V38H41ZM46 39V38H45ZM58 39H59V37H58ZM61 39H63V38H61ZM60 39V40H61ZM67 39V38H66ZM82 39V38H81ZM81 39H79L80 41H81ZM112 39V38H111ZM120 39H122V37L120 38ZM125 39V40H126ZM134 39V38H133ZM138 39H137V41H138ZM165 39V38H164ZM169 39H171V38H169ZM180 39H182V37H180ZM191 39V38H190ZM224 39V38H223ZM232 39H234V38H232ZM30 40V39H29ZM47 40V39H46ZM46 40H39L40 42L38 43V46L39 47H42V48H44V45H48L49 43L48 42H51L50 41V39H49V41H46ZM54 40H56V39H54ZM78 40V39H77ZM76 40V41H77ZM116 40V39H115ZM114 40V41H115ZM141 40V39H140ZM156 40V39H155ZM178 40L179 39H176V45L178 44L177 42H178ZM183 40V39H182ZM224 40H226V39H224ZM58 41V40H57ZM71 41V40H70ZM79 41V42H80ZM83 40H82V43L80 42H78L79 44H83V42H84ZM113 41V40H112ZM130 41H132V40H129V42ZM134 41V40H133ZM136 41V42H137ZM142 41H144L143 39H142ZM141 41V42H142ZM151 41H152V39H151ZM170 41H172V40H170ZM169 41V42H170ZM184 41V40H183ZM185 41H188V40H186L185 39ZM184 41V42H185ZM254 41V40H253ZM24 42V41H23ZM65 42H67V40L65 41ZM77 42H76V44H73L72 43V46L73 45H77ZM93 42H95V41H93ZM119 42V41H118ZM121 42H122V40H121ZM141 42H139V45H141V47L143 46L142 45V43ZM154 42V41H153ZM157 42V43H158ZM227 43H228V41H226ZM252 42V41H251ZM52 43V42H51ZM57 43V42H56ZM70 43V42H69ZM75 43V42H74ZM114 43V42H113ZM123 44L125 43V42H122ZM143 43H145V41L143 42ZM181 43V40H180V42H179V44ZM186 43V42H185ZM192 43V42H191ZM63 44H64V42H63ZM78 44V45H79ZM132 43H130V45H131ZM134 44L136 45V43H135V41H134ZM145 44H147V43H145ZM150 44H152V42L150 43ZM148 45V47L146 48L147 50V52H145V53H143L142 54V56L141 55H139L140 56V59H139V62L137 63L136 61H134L135 63L134 64H136V65H133L132 64V70H133V67H135V69H134V72L132 71V73H131V75H130V82H129V84H128V88L126 89V91H125V93H124V90H123V93H124V95L121 93V91L120 90H116L117 92H120V94H119V98H120V95L122 94L123 95V99L125 98H127L128 100H132L133 99V96L135 95V94H137V93H139V92H141L142 90H144L143 89V87L145 86V82H146V80L147 79H149V80H151V87H154L155 88V90H157V89H160L161 88V84H163L166 80H172V79H170V76H167L168 74H167V72L168 73H170L171 74V72H170V67H169V63H170V60H169V62L167 61V60H165V62H168V63H165L168 67H169V69H168V67H164L163 65H162V63H159L158 62V58H157V60L156 59H154L155 57L152 55V51L153 50H151L150 51V49H152V47H154L155 46V44L156 43H154V44H152V45ZM168 44V43H167ZM170 44V43H169ZM173 44V43H172ZM171 44V45H172ZM19 45H20V43H19ZM31 45V44H30ZM120 45V44H119ZM159 45V44H158ZM162 45V44H161ZM176 45H172V46H175V49H176ZM182 45H184V44H182ZM192 45V44H191ZM191 45H188V46H191ZM217 45V44H216ZM222 45H223V42H222ZM226 45V44H225ZM249 45H250V43H249ZM249 45H247V46H249ZM25 46H27V45H25ZM51 46V45H50ZM52 46H53V44H52ZM69 46V45H68ZM80 46V45H79ZM82 46V45H81ZM81 46L79 47V48H81ZM110 46V45H109ZM114 46V45H113ZM115 46H116V44H115ZM120 46H122V45H120ZM119 46V47H120ZM129 46V45H128ZM137 46V45H136ZM147 46V45H146ZM152 46V47H151ZM167 46V45H166ZM170 46V45H169ZM194 47H195V45H193ZM193 46L191 47V48H193ZM221 46V45H220ZM232 46V45H231ZM46 47V46H45ZM69 47H71V45L69 46ZM74 47V46H73ZM97 47V46H96ZM106 47V52H107V50L110 48H108V45H106L105 46ZM123 47V46H122ZM122 47H120V48H122ZM138 47V46H137ZM156 47V46H155ZM168 47V46H167ZM178 47V46H177ZM180 47V46H179ZM182 47V46H181ZM253 47V46H252ZM77 49H78V47H76ZM76 48H74L75 50H76ZM90 48V47H89ZM117 48V47H116ZM116 48L114 47V49L113 50H116ZM129 48H130V46H129ZM139 48V47H138ZM160 48V47H159ZM163 48V47H162ZM165 49L164 50H166V51H168L169 52V50H168V48H166V47H164ZM190 48V47H189ZM191 48H190V50H189V52L191 51ZM221 48V47H220ZM247 48V47H246ZM29 50V47L28 48H26V49H24V50ZM73 48L71 47V49L69 48V51L71 50V51H75L74 49L72 50ZM140 49H142V48H140ZM145 49V48H144ZM143 49V50H144ZM156 49V48H155ZM173 49V48H172ZM174 49V50H175ZM184 49L185 48H183V52H184ZM216 49V48H215ZM219 49V48H218ZM34 50V49H33ZM39 50H41L40 48H39ZM43 50V49H42ZM55 50V49H54ZM57 50V49H56ZM66 50V49H65ZM64 50V51H65ZM90 50V49H89ZM110 50V49H109ZM108 50V51H109ZM123 50H125V49H123ZM128 50H130V49H128ZM127 49H126V51H128ZM139 50V49H138ZM138 50H136V51H134V53L135 52H137ZM160 50V49H159ZM159 50H157V51H159ZM174 50H172V51H174ZM178 50H179V48H178ZM178 50H177V52H178ZM35 51V50H34ZM33 51V52H34ZM68 51V47H67V51L66 52H69ZM126 51H124V55H120V54H122L121 53V51H118V52H120V54L117 52V54L118 55H120V58L122 57H124L125 56V52ZM155 51V50H154ZM156 51V52H157ZM161 52H162V50H160ZM171 51V50H170ZM196 51V50H195ZM87 52V51H86ZM105 51H103V53L101 52V54L103 55V54H105L104 53ZM110 52H112V51H110ZM128 52H131L132 53V55H134L133 54V51H128ZM142 51H140V53H141ZM182 52V51H181ZM186 52V51H185ZM184 52V53H185ZM213 52V51H212ZM222 52V51H221ZM224 52V51H223ZM43 53H45V51L43 52ZM48 53V52H47ZM52 53H54V52H52ZM71 53V52H70ZM82 53H84V52H82ZM81 53V54H82ZM99 53H100V51H99ZM114 53V52H113ZM158 53V52H157ZM160 53V52H159ZM163 53V52H162ZM172 53V52H171ZM174 53V52H173ZM214 53V52H213ZM225 53V52H224ZM241 53V52H240ZM66 54H68V53H66ZM65 54V55H66ZM98 53H96L95 55H97ZM115 54V53H114ZM164 54H166L165 52H164ZM177 54H180V53H177ZM183 54V53H182ZM192 54H193V56H194V54H196V53H193L192 52ZM215 54V53H214ZM213 54V55H214ZM25 55V54H24ZM49 55V54H48ZM73 55V54H72ZM77 55H79V54H77ZM130 54H128V56H129ZM173 55V54H172ZM184 55V54H183ZM189 55V54H188ZM220 55V54H219ZM222 55V54H221ZM225 55V54H224ZM229 55H231V54H229ZM12 56V55H11ZM28 56V55H27ZM34 56V55H33ZM61 56V55H60ZM76 56V55H75ZM82 56H84V55H82ZM99 56V55H98ZM97 56V57H98ZM110 56H112V55H110ZM117 56V55H116ZM116 56H115V58H116ZM135 56V55H134ZM134 56H129L130 57V60H133V59H135L136 58V56L134 57ZM161 56V55H160ZM179 56H181V55H179ZM178 56V57H179ZM216 56V55H215ZM45 57V56H44ZM59 57V56H58ZM62 57V56H61ZM60 57V58H61ZM71 57V56H70ZM102 57V56H101ZM128 57V58H129ZM131 57H134L133 59H131ZM157 57V56H156ZM165 59L168 57H166V55L165 56H163ZM182 57V56H181ZM180 57V58H181ZM10 58V57H9ZM16 58H17V56H16ZM22 58V57H21ZM125 58V57H124ZM182 58H184V57H182ZM195 58H196V56H195ZM194 58V59H195ZM202 58V57H201ZM200 58V59H201ZM208 58V57H207ZM20 59V58H19ZM37 59V58H36ZM43 59V58H42ZM55 59H57V58H55ZM64 59V58H63ZM113 59V58H112ZM118 59V58H117ZM163 59V58H162ZM168 59V58H167ZM174 59V58H173ZM172 59V60H173ZM178 59V58H177ZM191 59H193V57L191 58ZM190 59V57H189V59H188V61H185L184 62V67L183 68H181V69H183V70H181V71H179V74H178V72H177V74H178V77L177 78H179V79H182L184 82H186V83H188L187 84V86L188 87H186L187 89H185V88H181V94H180V92H179V94H178V92L177 91H175V95H176V97L177 96H184L183 97V99H182V102H188V103H192V104H195V107H193L194 109H196V111L194 112V113H192L194 116H189L188 117V119L187 120H185L184 121V123L185 124H183V123H179L178 122V120H177V122L179 123V126L176 128L177 130H175V132L176 133H173V135L175 136V138H177L178 140H176L175 138H172V133H171V140H163L162 141V145H161V147L162 148H164V151L163 150H161L158 146H156L155 147V141H154V143H152V142H150L152 145H154L153 147H155V148H159L160 149V152L162 151V153L163 154H161V156L163 157V158H158L159 159V162L161 161L162 162V159H163V163H161V164H163L164 165V163H166V164H169L171 167H172V169L174 170V172L176 171V169H179L180 171L179 172H181L182 174H183V177L179 180V186H181V182H182V184L184 183V184H186L185 185V188L188 186L189 187V189H188V191L190 190L191 192H193V191H195L196 192V188H195V186L194 185H196V183H194V182H199V181H201L202 179L204 180V178L206 177V175L208 174V173H210V171L212 170V171H214L215 169H214V167L216 168V167H219V166H221V163H225L226 161H228L229 163H231V161L233 162V164L234 163H236L235 162V160H236V158H235V160H230V159H232V157L230 158L229 156H230V150H228L226 147H230V145H232L229 149H233L234 147L236 148V149H239L240 150V152H242L243 154H244V152L245 151H247L248 152V155L247 156H251L252 158H254V160H255V162H256V167L258 168V165L259 166H262V167H260V174L258 173V175H259V179L258 180H262V178H263V176H264V129H263V132H262V128H263V126H264V114H263V110H261V107H262V109H263V107L264 106H259L260 107V110H258V109H256L257 108V106L259 105V103H258V105H256L257 104V101H256V103H255V101L253 102L252 101V99H251V101H252V103H254L255 105H254V107H256V108H254V109H256V110H253L252 109V104L250 103L251 101H250V99H248L247 98V96L246 97H241V95H240V97L238 96V94L236 93V89L237 88H239V87H237L235 90L234 89H227V86H226V88H224L225 89V91H222L221 93H217V92H219L218 90H220L222 87V85H224V87H225V85L227 84V83H223L222 81V79H220V78H218L216 81H208V80H203L204 82H203V84L201 85V79L200 78H198L199 76H197V74H198V70H199V66L197 65V66H194V64L193 63H191V61L193 62V60H191ZM14 60V59H13ZM20 60H22V59H20ZM58 60V59H57ZM56 60V61H57ZM82 60V59H81ZM98 61H100L99 60V58L97 59ZM105 60H106V58H105ZM118 60H121V59H118ZM126 60H127V58H126ZM137 60V59H136ZM161 60V59H160ZM176 60V59H175ZM189 60H191V61H189ZM196 60V59H195ZM199 60V57L197 58V61ZM204 60L206 61L207 59H206V57L204 58ZM209 60H211V59H209L208 58V60L207 61H209ZM15 61V60H14ZM26 61V60H25ZM62 60H60V62H61ZM78 62H79V60H77ZM112 61V60H111ZM110 60H109V62H111ZM122 61V60H121ZM121 61H120V63H118L119 61H115V62H117V63H114L113 62V65L111 66V64H112V62L111 63H109V64H107L108 65V67L107 68H110L109 66H111V68L114 66V65H116L117 64V66H114V68L115 67H117V70H120V69H118L119 67H120V64H121ZM125 63H126V61L125 60H123ZM122 61V62H123ZM181 61H184V60H182L181 59ZM196 61V62H197ZM203 61V60H202ZM201 61V62H202ZM212 61V60H211ZM21 62V61H20ZM19 62V63H20ZM35 62V61H34ZM47 62V61H46ZM62 62H65V60L64 61H62ZM77 62V63H78ZM123 62V63H124ZM163 62H164V59H163ZM179 62H180V60H179ZM195 62V61H194ZM200 62V61H199ZM204 62V61H203ZM31 63V62H30ZM42 63V62H41ZM100 63V62H99ZM129 63V62H128ZM127 63V64H128ZM130 63H132V62H130ZM173 63V62H172ZM205 63V62H204ZM204 63H202L204 66H205V64ZM29 64V63H28ZM58 64H60V63H58ZM76 64V63H75ZM75 64H72V66L73 65H75ZM181 64V63H180ZM199 64V63H198ZM25 65H27V64H25ZM33 65V64H32ZM34 65H36V63L34 64ZM77 65V64H76ZM78 65H79V67H81L80 65L81 64H79L78 63ZM92 65H93V62H92V60H91V58H87L86 59V61H85V63L83 64V69L84 70H87V69H90L91 67H92ZM100 65V64H99ZM103 65V64H102ZM124 65V64H123ZM172 65V64H171ZM23 66V65H22ZM37 66V65H36ZM39 66V65H38ZM59 65H57V67H58ZM70 66V65H69ZM119 66V67H118ZM127 66V65H126ZM129 66H130V64H129ZM129 66H127V68L129 69L130 67ZM204 66H202V67H204ZM27 67V66H26ZM42 67V66H41ZM97 67V66H96ZM95 67V68H96ZM124 67H125V65H124ZM124 67H120L121 68V70H123V71H121L120 70V72H124ZM173 68H174V66H172ZM176 67V66H175ZM43 68H45V67H43ZM42 68V70H44ZM67 68V67H66ZM76 69L78 68V67H75ZM94 68V69H95ZM105 68H106V66H105ZM106 68V69H107ZM110 68V69H111ZM113 68V69H114ZM179 68V67H178ZM215 68V67H214ZM39 69V68H38ZM41 69V68H40ZM47 69V68H46ZM49 69V68H48ZM82 69V68H81ZM81 69H79L80 71H83V70H81ZM105 69V70H106ZM113 69H111V74H112V78H111V76H110V78H107V80L108 79H110L111 81H109L110 83L111 82H113L114 80V78H116L115 80H116V82H120V83H122L121 82V80H119V78H117V77H120L119 75H115V77L113 76V72L116 70H113ZM204 69V68H203ZM37 70V69H36ZM72 70V69H71ZM97 70V69H96ZM104 70V71H105ZM109 69H107V71H108ZM234 70V69H233ZM243 70V69H242ZM50 71V70H49ZM74 71V70H73ZM79 71V72H80ZM99 71V70H98ZM100 71H101V69H100ZM103 71V70H102ZM103 71V72H104ZM106 71V72H107ZM127 71V70H126ZM129 71H130V69H129ZM176 71V70H175ZM201 71V70H200ZM202 71H204V70H202ZM12 72H14L15 74H16V69L15 70H13V71H10L9 73H12ZM42 72V71H41ZM45 72V71H44ZM47 72V71H46ZM45 72V73H46ZM51 72V71H50ZM63 72V71H62ZM84 72V71H83ZM82 72V73H83ZM88 72H89V70H88ZM94 72H96L95 73V75L92 77V76H90V78H91V81L93 80V78L94 77H96V76H98V74L100 73V72H97V71H94ZM110 72V71H109ZM109 72H107V73H109ZM116 72V71H115ZM217 72V71H216ZM215 72V73H216ZM38 73V72H37ZM44 73V74H45ZM85 73H87V72H85ZM107 73H105V74H107ZM121 73V74H122ZM126 73V72H125ZM201 73V72H200ZM199 73V74H200ZM204 73V72H203ZM210 73V72H209ZM214 73V72H213ZM214 73V74H215ZM249 73V76L251 77L250 79L253 81V82H255L256 83V86L258 87V88H256V90H259L258 92L256 91V93L255 94H253L254 96H255V99H256V96H258V94L259 95H261L260 94V92H262V89H264V81H262V75L264 74V59H262L260 62H259V64H257L250 72H248ZM35 74H36V72H35ZM104 74V76H106ZM110 74V73H109ZM110 74V75H111ZM116 74H119L118 72L116 73ZM202 74V73H201ZM211 74V73H210ZM213 74V75H214ZM81 75V74H80ZM90 75H92V73L90 74ZM126 75V74H125ZM127 75H129V74H127ZM176 75V74H175ZM206 75V74H205ZM204 75V76H205ZM42 76V75H41ZM78 76V75H77ZM85 76H86V74H85ZM84 76V77H85ZM89 76V75H88ZM87 76V79H89V77ZM100 76V75H99ZM107 76H109L108 74H107ZM202 77H203V75H201ZM207 76V75H206ZM211 76V75H210ZM209 75H208V78L210 77ZM248 76V75H247ZM248 76V77H249ZM79 77V76H78ZM82 77V76H81ZM102 77V76H101ZM114 77V78H113ZM124 77V76H123ZM127 77H129V76H127ZM246 77V76H245ZM83 78V77H82ZM106 78V77H105ZM205 78V77H204ZM207 78V79H208ZM9 79V78H8ZM98 79H100V78H98ZM178 79V80H179ZM203 79V78H202ZM211 79V78H210ZM245 79H248V78H245ZM71 80V79H70ZM75 80H76V78H75ZM84 80V79H83ZM82 80V83H86V81H83ZM95 80V79H94ZM106 80V81H107ZM113 80V81H112ZM119 80V81H118ZM125 80H127L126 78H125ZM177 80V79H176ZM181 80V81H182ZM213 80V79H212ZM242 80V79H241ZM264 80V79H263ZM71 81H73L72 82V84H74V78H73V80H71ZM80 81H81V79H80ZM88 81H90V80H88ZM97 81V80H96ZM105 81V80H104ZM180 80L179 81H177V83L178 82H180L179 84H181L182 82H181ZM199 81L201 82V83H199ZM207 81V82H206ZM115 82V81H114ZM169 82V81H168ZM176 82V81H175ZM184 82H183V85H184ZM232 82V81H231ZM71 83V82H70ZM102 83L104 84V82H103V79H102ZM120 83H119V86H120ZM176 83V84H177ZM238 83V82H237ZM249 83V82H248ZM255 83H253V84H255ZM16 84H18V82L16 83ZM33 84V83H32ZM79 84V83H78ZM78 84L76 83V85L78 86ZM90 84V83H89ZM93 84H94V82L91 84L92 85V87H90L89 85V88H87V89H90V88H93ZM95 84H98V83H95ZM171 84V83H170ZM251 84V83H250ZM31 85V84H30ZM61 85V84H60ZM75 85V84H74ZM74 85L72 86V87H74ZM84 85H86V84H84ZM100 85H101V83H100ZM105 85V84H104ZM104 85H102V86H104ZM109 85H112V84H109ZM109 85H105V86H109ZM114 85V84H113ZM172 85V84H171ZM178 85V84H177ZM182 85V84H181ZM186 85V84H185ZM252 85V84H251ZM67 86H68V84H67ZM70 86V85H69ZM80 86V85H79ZM94 86H99V85H94ZM101 86V87H102ZM105 86H104V88H102V89H105ZM114 86H118L117 84H115ZM179 86V85H178ZM229 86H232V85H230L229 84ZM228 86V87H229ZM234 86V85H233ZM232 86V87H233ZM239 86V85H238ZM56 87V86H55ZM58 87V86H57ZM71 87V88H72ZM80 87H82V86H80ZM79 87V88H80ZM96 87V88H97ZM110 87V86H109ZM124 87V86H123ZM123 87H121V88H123ZM168 87V86H167ZM172 87V86H171ZM242 87H244V85H241V88ZM246 88H248L247 86H245ZM74 88H76V87H74ZM83 88V87H82ZM82 88H81V90H82ZM85 88V87H84ZM95 88V87H94ZM95 88V89H96ZM153 88V89H154ZM172 88H174V87H172ZM180 88V87H179ZM230 88V87H229ZM241 88H239L238 90H240V92L241 91H243V90H241ZM253 88V87H252ZM49 89V88H48ZM99 89V88H98ZM97 89V90H98ZM101 89V90H102ZM112 89V88H111ZM118 89V88H117ZM202 91H201V90ZM223 89V90H224ZM242 89H245V88H242ZM85 89H83V92H84V94H85V91H84ZM106 90V89H105ZM167 90H168V88H167ZM170 90V89H169ZM175 90V88L173 89V91ZM176 90H177V87H176ZM237 90V91H238ZM254 90V89H253ZM89 91V90H88ZM100 91V90H99ZM111 91H113L114 92V90L112 89ZM165 91V90H164ZM163 91V92H164ZM170 91H172V90H170ZM169 91V92H170ZM255 91V90H254ZM83 92H81V93H83ZM102 92H103V90H102ZM108 92V93H107ZM105 94H109V93H113V92H109V91H107ZM145 92V91H144ZM246 92H247V90H246ZM245 91H244V94H247ZM249 92V91H248ZM75 93H76V91H75ZM79 93H80V91L78 92V95H79ZM94 93V92H93ZM159 93V92H158ZM161 93V92H160ZM159 93V94H160ZM165 94H166V92H164ZM168 93V92H167ZM172 93V92H171ZM241 93H243V92H241ZM258 93V94H257ZM92 94V93H91ZM114 94V93H113ZM116 94V93H115ZM118 94H116V95H118ZM169 94V93H168ZM251 94V96H252V98H254L253 97V95ZM257 94V95H256ZM264 94V93H263ZM88 95H90V94H88ZM110 95V94H109ZM122 95H121V97H122ZM249 95V94H248ZM82 95H79L78 97H81ZM91 96V95H90ZM115 96V95H114ZM173 96H174V94H173ZM244 96V95H243ZM250 96V95H249ZM76 97V96H75ZM87 97V96H86ZM159 97V96H158ZM163 97V98H162ZM161 98L162 99H164V98H166V96L164 97V96H162ZM170 97V96H169ZM260 97H262V96H260ZM90 98V97H89ZM103 98V97H102ZM105 98V97H104ZM114 98H116V97H114ZM114 98H112L113 100H114ZM172 98V97H171ZM174 99H175V96L173 97ZM172 98V99H173ZM181 98V97H180ZM249 98H251V97H249ZM173 99V100H174ZM179 98H176V100L175 101H177ZM246 99H248V101L246 100ZM169 100V99H168ZM181 100V99H180ZM254 100V99H253ZM257 100H258V98H257ZM260 100L261 101H263L262 100V98H260ZM36 101V100H35ZM111 101V100H110ZM125 101V100H124ZM165 101H167V100H165ZM164 101V102H165ZM170 101V100H169ZM247 101V102H246ZM250 101V102H249ZM259 101V100H258ZM260 101V102H261ZM108 102H109V100H108ZM112 102V101H111ZM123 102V101H122ZM170 102H172V101H170ZM170 102H168V105H169V103ZM179 102V101H178ZM252 105H249V106H251V109L252 110H250V108H248L249 106H248V104L249 103ZM32 103H34V100H32ZM124 103V102H123ZM156 103H158V102H155L154 104L157 106V108H159V106H158V104H156ZM162 103V102H161ZM174 102H172V103H170V105L171 104H173ZM184 103H183V105H184ZM185 103V104H186ZM190 103V104H191ZM248 103V104H247ZM36 104V102L34 103V105ZM116 104V103H115ZM166 104H167V102H166ZM176 104H177V102H176ZM247 104V105H246ZM261 105L263 104L264 105V102L262 103H260ZM34 105H32V107H34ZM182 104H180L179 105V109L180 108H182V107H180ZM182 105V106H183ZM188 105V104H187ZM244 105H246V106H248V107H244ZM122 106V105H121ZM154 106V105H153ZM163 106V105H162ZM161 106V107H162ZM164 106H166L165 105V103H164ZM172 106V105H171ZM174 106H175V104H174ZM185 106V105H184ZM108 107V106H107ZM111 107V106H110ZM120 107V106H119ZM166 107H168V106H166ZM197 107H199L201 110H202V112L200 111V110H198V108ZM258 107V108H259ZM35 108V107H34ZM114 108V107H113ZM173 107H171V110H174V108L172 109ZM177 109H178V107H176ZM175 108V109H176ZM103 109H105V108H103ZM111 109V108H110ZM168 109H169V107H168ZM179 109H178V111H179ZM162 110H163V108H162ZM183 110H188V109H183ZM182 110V111H183ZM250 110V111H249ZM116 111V110H115ZM127 112L122 116V118H121V130L122 131H126V129H127V127H129L130 125H132L137 119H134V115H135V109H134V107L133 106H131V107H128L127 108V110H126ZM165 111H166V109H165ZM177 111V110H176ZM181 110H180V112H182ZM185 111H183V112H185ZM188 111H190V110H188ZM187 111V112H188ZM110 112H112L111 110H110ZM119 112H121V109H120V111ZM169 112V111H168ZM171 112V111H170ZM182 112V113H183ZM186 112V113H187ZM205 114H204V113ZM113 113V112H112ZM158 113V112H157ZM160 113H163L164 114V111H162V112H160ZM166 113H167V111H166ZM174 113V116L172 115ZM175 113H178V112H171V113H167L166 115L168 116V118H172L171 117V115L173 116V117H179V113L178 114H176L175 115ZM184 114V115H186L187 116V114ZM190 113V112H189ZM121 114V113H120ZM165 115V114H164ZM163 115V119H161L162 121L164 120V117L166 116H164ZM181 116V120H182V114H180ZM221 115H225V117H226V120H228V124L226 123V124H224L223 123V120L221 119V118H219ZM110 116V115H109ZM161 116V115H160ZM167 116L165 117L166 119H167ZM206 116L208 117L209 116V118H206ZM115 117V116H114ZM119 117V116H118ZM162 117V116H161ZM193 117H196V118H198V121H200V120H209V119H211V121H209V125H208V127H207V129L205 130L207 133H206V136H207V138H206V140H197V138H196V132H197V124L196 125H194V124H191L193 121H191V119H193L194 120V118ZM253 118L251 121H253V120H255L254 122H251V121H248V118ZM187 117H183V119H186ZM195 118V119H196ZM250 118H249V120H250ZM115 119H116V117H115ZM114 119V120H115ZM174 119V118H173ZM173 119H172V121H173ZM179 119V118H178ZM168 120V119H167ZM180 119H179V121H181ZM146 121V120H145ZM154 121H155V119H154ZM166 121V120H165ZM165 121H163V122H165ZM195 121H197V120H194V122ZM113 122V121H112ZM144 122V121H143ZM193 122V123H194ZM145 123V122H144ZM148 123V122H147ZM147 123H145L146 124V126L144 125L143 127H142V129H143V131H142V133L143 132H147V131H149V132H155V131H159L158 130V125L156 124H154V125H148ZM159 123V122H158ZM160 123H161V121H160ZM166 123V122H165ZM177 123V124H178ZM110 124V123H109ZM143 124V123H142ZM142 124H141V126H142ZM107 125V124H106ZM160 125V124H159ZM163 125V124H162ZM100 126V125H99ZM104 126V125H103ZM112 126H115V125H112ZM171 126V125H170ZM94 127V126H93ZM107 127V126H106ZM105 127V129L106 130H102L100 133V136L98 137V139H96L95 140V144L97 145V143L98 144H100L101 142L103 143L105 140H107V138H109V137H111L113 134H112V129L111 128H109L110 126H108L107 128ZM160 127H161V125H160ZM169 127V126H168ZM176 127V126H175ZM220 127H221V129H220ZM71 128H73V127H71ZM112 128H114V127H112ZM141 128V127H140ZM104 129V128H103ZM160 129V128H159ZM172 129H173V127H172ZM172 129H171V131H172ZM92 130V129H91ZM90 130V131H91ZM93 130H94V128H93ZM114 130H116V128L114 129ZM118 130V129H117ZM224 130V131H223ZM96 131V130H95ZM94 131V132H95ZM134 131V130H133ZM94 132H92V134H94ZM114 132V131H113ZM135 132V131H134ZM133 132V133H134ZM149 132L147 133V135L149 134ZM122 133V132H121ZM141 133V132H140ZM140 133H134V134H132V135H137V137H136V139H138L139 137V135H141ZM155 133H157V132H155ZM159 133V132H158ZM165 133V132H164ZM170 133V132H169ZM91 134V135H92ZM96 134V133H95ZM94 134V135H95ZM98 134V133H97ZM112 134V135H111ZM124 134V133H123ZM127 134H130V133H127ZM145 134V133H144ZM77 135V134H76ZM86 135V134H85ZM90 135V134H89ZM99 135V134H98ZM111 135V136H110ZM114 135H115V132H114ZM121 135V134H120ZM152 135V134H151ZM151 135H148V136H151ZM154 135H156V134H154ZM72 135H70V137H71ZM87 136V135H86ZM93 136V135H92ZM96 136V135H95ZM95 136H93V137H95ZM118 136H119V134H118ZM147 136V137H148ZM158 136V135H157ZM169 136V137H170ZM78 137H80V136H78ZM84 137V136H83ZM88 137V136H87ZM87 137H85V138H87ZM92 137V138H93ZM116 137V136H115ZM132 138H133V136H131ZM145 137V136H144ZM169 137L167 138V139H169ZM231 137H233L234 139H235V141H233L232 139H230ZM131 138V139H132ZM135 138V137H134ZM133 138V139H134ZM71 139V138H70ZM73 139V138H72ZM123 139H125V138H123ZM129 139V138H128ZM131 139L129 140V142H131ZM136 139H134V140H136ZM144 139V138H143ZM147 139V144L146 145H148V138H146ZM156 139H157V137H156ZM155 139V140H156ZM175 139V140H174ZM80 140V139H79ZM79 140H78V142H79ZM87 140V139H86ZM121 140V139H120ZM133 140V141H134ZM161 140V139H160ZM226 140H232L231 141V144H230V142L229 141H227L226 142ZM237 140V141H236ZM70 141V140H69ZM83 141V139H82V137H81V142ZM85 141V140H84ZM83 141V142H84ZM90 141V140H89ZM94 141V140H93ZM108 141L109 140H107V143H108ZM118 141V140H117ZM138 141H140V140H138ZM137 141V142H138ZM141 141H142V139H141ZM149 141H152L151 140V138H150V140ZM159 141V140H158ZM72 142H74L73 140H72ZM77 142V141H76ZM76 142H74V148H75V145H76ZM112 142H114V141H112ZM115 142H116V140H115ZM114 142V143H115ZM159 142H161V141H159ZM229 142V143H228ZM86 143H88V141H86ZM106 143V142H105ZM125 143H127L128 144V142H125ZM124 143V144H125ZM136 143V142H135ZM140 144H139V147L141 146V144L143 143V141H142V143L141 142H139ZM224 143H225V145H224ZM226 143H228V144H226ZM67 144H69V142H67ZM70 144H73V143H70ZM80 144V143H79ZM91 144H93V143H91ZM95 144L93 145V147L95 146ZM122 144H123V142H122ZM123 144V145H124ZM126 144V145H127ZM144 144V143H143ZM143 144H142V146H143ZM82 145V144H81ZM110 145V144H109ZM117 145V144H116ZM129 145V144H128ZM134 145L136 146H138V143L137 144H133V146L132 147H134ZM145 145V146H146ZM70 146H72V145H70ZM78 146V145H77ZM76 146V147H77ZM80 146V145H79ZM92 146V145H91ZM100 146V145H99ZM119 146H121V142H120V144H119ZM118 145L116 146V147H119ZM87 147V146H86ZM89 147V146H88ZM92 147V148H93ZM96 147V146H95ZM110 147V146H109ZM108 147V149L110 150V149H112L111 147L109 148ZM112 147H113V143H112ZM122 148H123V146H121ZM120 147V148H121ZM126 147V146H125ZM124 147V148H125ZM139 147H136V149L137 148H139ZM144 147V146H143ZM143 147H142V149H143ZM148 147V146H147ZM151 148H150V150L151 149H154V148H152V146H150ZM72 147H70V149H71ZM82 148V147H81ZM91 148V149H92ZM104 148V147H103ZM106 148H107V146H106ZM114 148V147H113ZM119 148V150L121 151L122 149H120ZM123 148V149H124ZM128 148H129V146H128ZM131 148V147H130ZM157 148V149H158ZM107 149V150H108ZM114 149H117L116 151L118 152V148H114ZM126 149V148H125ZM135 149V148H134ZM133 149V150H134ZM142 149H141V151H142ZM144 151H146V154H148V156H149V153L150 152H152V155H151V153H150V155L151 156H156L158 153L157 152H155V153H157V154H155V155H153L154 153H153V150L152 151H150V152H148L147 150H148V148H147V150H146V147H144ZM158 149V150H159ZM76 150V149H75ZM84 150H86V149H84ZM106 150V149H105ZM156 150V149H155ZM154 150V151H155ZM157 150V151H158ZM74 151V150H73ZM77 151V150H76ZM80 151V150H79ZM119 151V152H120ZM67 152H70V151H67ZM67 152H66V154H67ZM75 152V151H74ZM81 152H83V149H82V151ZM104 152V151H103ZM109 152V151H108ZM115 152V151H114ZM122 152H123V150H122ZM121 152V153H122ZM129 152H130V150H129ZM131 152H134V151H132L131 150ZM131 152L130 153H128V154H130L131 155ZM137 152V151H136ZM231 152H232V150H231ZM64 153V152H63ZM105 153V152H104ZM106 153H107V151H106ZM111 153H112V151H111ZM141 153V152H140ZM139 153V154H140ZM78 154V153H77ZM102 154V153H101ZM108 154V153H107ZM113 154V153H112ZM123 154H125V153H123ZM137 153H135V155H136ZM145 154V155H146ZM69 155V154H68ZM70 155H71V152H70ZM73 155V154H72ZM99 155V154H98ZM106 155V154H105ZM132 155H133V153H132ZM134 155V156H135ZM160 155V154H159ZM240 155H241V153H240ZM62 156H64V155H62ZM61 156V157H62ZM78 156V155H77ZM80 156V155H79ZM108 156V155H107ZM109 156H111V155H109ZM114 156V155H113ZM117 156H118V158H120L119 157V155H118V153H117ZM124 155H122V157H123ZM125 156H126V154H125ZM132 157V158H135V157ZM148 156L146 155V157L148 158ZM158 156V155H157ZM247 156H245L244 155V157L246 158ZM103 157V156H102ZM130 157V158H131ZM142 157V156H141ZM140 156L139 157H137V158H141ZM109 158V157H108ZM108 158H106V159H108ZM116 158V157H115ZM124 158H128L127 156L126 157H124ZM124 158H122V159H120V160H124ZM143 158H145L144 157V155H143ZM146 158V159H147ZM251 158V159H252ZM80 159V158H79ZM84 159V158H83ZM105 159V160H106ZM149 159H152V158H150L149 157ZM154 159H155V157H154ZM250 159V160H251ZM115 160V159H114ZM144 160L145 159H143V160H140V161H142V162H144ZM156 160V159H155ZM155 160H152L153 161V163H154V161ZM249 160V161H250ZM253 160V159H252ZM107 161V160H106ZM127 161V160H126ZM135 161H136V159H135ZM134 161V162H135ZM150 160H148V161H146L145 160V162H149ZM249 161H247V162H249ZM112 162V161H111ZM116 162V161H115ZM120 162H122V161H120ZM137 162V161H136ZM142 162H140L139 163V161H138V167L136 166L137 164L136 163H134V165L133 166H136L137 168H136V171H137V169H138V174H139V172L140 171H142V170H139V164H142ZM158 162V165H160V163ZM169 162V163H168ZM246 162V163H247ZM86 163H88V162H86ZM92 163V162H91ZM109 163V162H108ZM107 163V164H108ZM126 163V162H125ZM157 163V162H156ZM252 162L250 161V163L249 164H251ZM105 164V163H104ZM121 164H123V163H121ZM129 164H131V162L129 163ZM136 164V165H135ZM146 164V163H145ZM145 164H144V166H145ZM149 164L150 163H148V167L147 168H149ZM155 164V163H154ZM153 164V165H154ZM232 164V165H233ZM253 164V163H252ZM91 166H92V164H90ZM110 165H113L114 166V164H110ZM117 165V164H116ZM125 165H128V163L127 164H125ZM151 165H152V163H151ZM150 165V166H151ZM156 165V164H155ZM163 165L161 166L162 168H163ZM235 165V164H234ZM104 166H107L106 164L104 165ZM129 166V165H128ZM147 166V165H146ZM157 166V165H156ZM253 165H251V167H252ZM118 167V166H117ZM143 167V166H142ZM158 167V166H157ZM213 167V169H211L210 170V168H212ZM228 167V166H227ZM231 167V166H230ZM254 167V166H253ZM252 167V168H253ZM127 168V167H126ZM141 168V167H140ZM152 168V167H151ZM150 168V169H151ZM155 168V167H154ZM160 168V167H159ZM166 168V167H165ZM165 168H163V170L165 169ZM255 168V167H254ZM256 168V169H257ZM103 169V168H102ZM109 169H110V166H109ZM108 169V170H109ZM129 170H131L132 169V167L131 168H128ZM141 169H144V168H141ZM207 169H209L208 170V173H207ZM234 169V168H233ZM104 170V169H103ZM107 170V171H108ZM111 170V169H110ZM117 170V169H116ZM123 170V169H122ZM126 170V169H125ZM124 170V171H125ZM133 170H135V168H133ZM144 170H146V168L144 169ZM157 170H158V168L156 169V172H157ZM162 170V169H161ZM162 170V171H163ZM167 170V169H166ZM227 170V169H226ZM105 171H106V169H105ZM114 171V170H113ZM168 171H169V169H168ZM229 171V170H228ZM99 172V171H98ZM109 172V171H108ZM133 171L131 170V172L130 173H132ZM153 172H154V170H153ZM167 172V171H166ZM111 174H112V171L110 172ZM109 173V174H110ZM115 173H117V172H115ZM129 173V174H130ZM137 172H135V174H136ZM149 173V172H148ZM152 173V172H151ZM151 173H149V174H151ZM158 173H160V172H158ZM176 173V172H175ZM99 174V173H98ZM102 174V173H101ZM106 174V173H105ZM108 174V173H107ZM106 174V175H107ZM123 174V173H122ZM137 174V175H138ZM143 175H145L144 173H142ZM155 174V173H154ZM163 174H165V173H163ZM177 174V173H176ZM182 174L180 175V176H182ZM206 174V175H205ZM147 175V174H146ZM161 175V174H160ZM101 176V175H100ZM102 176H103V174H102ZM118 176V175H117ZM123 176V175H122ZM136 176V175H135ZM158 176V175H157ZM163 176V175H162ZM169 176V180L171 179L170 177H173V176H170V175H168ZM177 176V175H176ZM208 176V175H207ZM104 177V176H103ZM102 177V178H103ZM107 177V176H106ZM111 177V176H110ZM119 177V176H118ZM120 177H121V175H120ZM120 177H119V179H120ZM139 177V176H138ZM140 177L142 178L143 176H141V173H140ZM149 177V176H148ZM151 178H152V176H150ZM160 177L161 176H159V179H160ZM226 177V176H225ZM115 178V177H114ZM123 178V177H122ZM133 178V177H132ZM140 178V179H141ZM155 177L153 176V179H154ZM164 178H166L165 176H164ZM153 179H150L151 181L153 180ZM205 179H207V177L205 178ZM101 179H99V181H100ZM106 180V179H105ZM110 180V179H109ZM109 180H106V181H108L109 182ZM112 180V179H111ZM116 180H117V178H116ZM123 180V179H122ZM136 180V179H135ZM139 180V179H138ZM143 180H145V179H143ZM142 180V181H143ZM157 180V179H156ZM172 180H173V178H172ZM174 180H175V178H174ZM104 181V180H103ZM125 181V180H124ZM123 181V182H124ZM137 181V180H136ZM136 181H134V182H136ZM149 181V180H148ZM150 181V182H151ZM158 181V180H157ZM156 181V182H157ZM167 181V180H166ZM205 181V180H204ZM203 181V182H204ZM95 182V181H94ZM119 182H121V179H120V181ZM122 182V183H123ZM126 183L128 182V181H125ZM125 182H124V184H125ZM147 182V181H146ZM145 181H144V183L143 184H145L146 183ZM160 182V181H159ZM175 182V181H174ZM202 182V183H203ZM258 182V181H257ZM114 184H115V182H113ZM112 183V184H113ZM137 183H139V182H137ZM168 183V185L171 187V185H170V183L169 182H167ZM259 183H260V181H259ZM110 184V183H109ZM108 184V185H109ZM134 184V183H133ZM160 184V183H159ZM162 184H163V182H162ZM164 184L166 185V183H165V181H164ZM177 183H175L174 185H176ZM98 185V184H97ZM107 185V186H108ZM119 185H121L120 183L118 184V186L117 187H119ZM123 185V184H122ZM120 186V187H124V185L123 186ZM153 185V184H152ZM173 185V186H174ZM103 186V185H102ZM112 186V185H111ZM133 186H135V185H133ZM138 186H141L140 184L138 185ZM143 186H149V185H143ZM150 186H151V184H150ZM158 188H160L158 185H156ZM163 186V185H162ZM168 186V187H169ZM178 186V187H179ZM200 186H203V185H200ZM256 186V185H255ZM262 186V185H261ZM126 187H129V183H128V186L126 185ZM126 187L125 188H121L122 190L124 189H126ZM136 187V186H135ZM134 187V188H135ZM164 187V186H163ZM168 187H164V191H165V188H168ZM169 187V189H171ZM199 187V186H198ZM264 187V186H263ZM131 188V187H130ZM140 188V187H139ZM155 188V190H157V188L156 187H154ZM153 188V189H154ZM184 188V189H185ZM200 188V187H199ZM199 188H197L198 190H199ZM204 188V186L200 189V190H202ZM261 188V187H260ZM98 189V188H97ZM112 189V188H111ZM115 188H113V190H114ZM133 189V187L131 188V189H127V190H125L124 191V193L125 192H127L128 193V191L130 190H132ZM138 189V188H137ZM151 189V188H150ZM161 189H162V187H161ZM168 189V190H169ZM179 189V188H178ZM264 189V188H263ZM263 189H261V190H263ZM107 190V189H106ZM116 190V189H115ZM135 190H136V188H135ZM154 190V191H155ZM200 190H199V192H200ZM99 191V190H98ZM104 191H105V189H104ZM103 191V193H105ZM111 191V190H110ZM129 191V192H130ZM159 191L161 192L162 190H160L159 189ZM178 192H180L179 190H177ZM177 191H174V193L176 194V195H180V193L179 194H177L178 192ZM187 191V192H188ZM189 191V193L188 194H190L191 192ZM95 192V191H94ZM112 192V191H111ZM110 192V193H111ZM118 192H120L119 190H118ZM160 192H158V193H160ZM163 192V191H162ZM167 192V191H166ZM165 192V194H168V195H170L171 193L170 192H173V191H171V190H169L168 192L170 193H166ZM199 192H196V193H198L199 194ZM152 193V192H151ZM157 192H156V196H157V198H159V197H161L162 198V200H163V196H165V195H162L163 193H160L161 194V196L158 194ZM173 193V194H174ZM98 194V193H97ZM109 194V193H108ZM107 193H106V195H108ZM116 194V193H115ZM153 194H155V193H152V195L151 196H155V195H153ZM158 194V195H157ZM183 194V193H182ZM186 194V193H185ZM184 194V195H185ZM194 193H192V195H193ZM200 194H202V193H200ZM200 194H199V196H200ZM204 194H206V193H204ZM217 194V193H216ZM96 195V194H95ZM105 195V196H106ZM112 195V194H111ZM114 195V194H113ZM150 195V194H149ZM167 195V196H168ZM197 195V194H196ZM196 195H194V197L196 196ZM208 195V194H207ZM262 195V194H261ZM101 196H103V195H101ZM155 196V197H156ZM159 196V197H158ZM186 196H187V194H186ZM189 196V195H188ZM202 196V195H201ZM216 196H218V194L216 195ZM122 197V196H121ZM123 197H125V198H127L126 196H123ZM141 197V196H140ZM148 197V196H147ZM155 197H150L151 199L152 198H155ZM172 197V196H171ZM174 197L175 196H173L172 198L174 199ZM182 197V199H180L181 200V202L184 200V199H186L187 201L189 200H191V199H189L190 197H191V195H190V197L187 199L186 197H184V199H183V195L182 196H180V198ZM204 197H205V195H204ZM105 198V197H104ZM157 198H155V201H153V202H155L156 203V199ZM161 198H160V200H161ZM172 198H170V199H168V198H166V196H165V199L164 200H166V199H168V201L169 200H171ZM177 198H179L178 196H177ZM197 198H199V197H197ZM203 198V197H202ZM111 199H113V197L111 198ZM116 199V198H115ZM119 199V198H118ZM117 199V200H118ZM146 199V198H145ZM151 199H149V200H151ZM176 199V198H175ZM193 199V198H192ZM195 199H196V197H195ZM200 199L201 198H199V200L198 199H196V200H198L199 202H200ZM125 200H127V201H125V203H127L129 200L128 199H125ZM152 200H154V199H152ZM159 200V199H158ZM202 200V199H201ZM147 201V200H146ZM171 201H173L174 202V200H171ZM177 201H178V199H177ZM186 201V204L188 203L189 205H191L192 206V204H195V203H192L191 201V204L189 203V202H187ZM197 201V202H198ZM122 202H124V201H122ZM130 202V201H129ZM128 202V203H129ZM144 202H145V200H144ZM149 202V201H148ZM151 202V201H150ZM160 202H162V201H160ZM167 202V200L165 201V203ZM179 202V201H178ZM177 202V203H178ZM181 202H179L180 204H181ZM195 202V201H194ZM196 202V203H197ZM124 203V204H125ZM131 203V202H130ZM152 203V202H151ZM151 203H149V204H151ZM157 203H158V201H157ZM110 204V203H109ZM120 204H122V203H120ZM148 204V203H147ZM160 204V203H159ZM163 204H164V202H163ZM162 204V205H163ZM171 204H173V203H171ZM174 204H176V202L174 203ZM173 204V205H174ZM179 204V205H180ZM182 204H183V207H184V205H185V202L183 203L182 202ZM188 204H187V207H190V206H188ZM197 204H199V203H197ZM196 204V205H197ZM112 205V204H111ZM142 205H144V204H142ZM155 205H157V207H159V205L158 204H155ZM162 205L160 206V208L162 207ZM166 204H164V206H165ZM173 205H170L168 202H167V206L169 207V206H171L170 208H173ZM179 205H177L176 204V206H177V208L179 207ZM113 206V205H112ZM146 206H148V205H146ZM145 206V207H146ZM164 206H163V208H164ZM182 206V205H181ZM186 206V205H185ZM195 206V205H194ZM198 206V205H197ZM205 206V205H204ZM129 207V206H128ZM138 207V206H137ZM151 207V206H150ZM182 207V208H183ZM196 207V206H195ZM140 208H142V207H140ZM154 208V207H153ZM152 208V209H153ZM166 208V207H165ZM169 208V209H170ZM180 208V207H179ZM185 208V207H184ZM183 208V209H184ZM198 208V207H197ZM200 208V207H199ZM206 208V207H205ZM113 209V208H112ZM131 209V208H130ZM146 209V208H145ZM144 209V210H145ZM148 209H150V213H149V215L150 214H152V212L154 213V211H156L157 212V208L155 207V209H157V210H153V211H151L152 209L151 208H148ZM168 209V208H167ZM167 209H163V212H164V214L162 213V208H161V210H160V212L162 213L161 215H166V210ZM182 209V211H181V208H180V211H181V213L184 211V216L183 215H181V214H176V213H174L173 215H177V216H179L178 218L181 220V222L183 221L182 219H184L185 220V218H187L190 222H191V219H193V218H191V217H188V215H187V212H188V214L190 213V211L191 210H189V209H192V208H189V209H184L183 210ZM193 209H194V207H193ZM134 210V209H133ZM143 210V211H144ZM173 210H174V208H173ZM173 210H171V212L173 211ZM187 212H186V211ZM203 210H205L204 208H203ZM142 211V210H141ZM176 211H178V213H179V209L178 210H176ZM176 211H173V212H176ZM193 211H195V210H193ZM199 211V210H198ZM132 212V211H131ZM135 212V211H134ZM138 212H140V211H138ZM159 212V211H158ZM169 212H170V210H169ZM169 212H167V215H169V217H171V214H169ZM186 212V213H185ZM195 213H197V212H195ZM194 213V214H195ZM132 214V213H131ZM134 214V213H133ZM141 214H143L142 212H141ZM157 214V213H156ZM191 214H193V213H191ZM189 215V216H192V215ZM193 214V215H194ZM198 214V213H197ZM135 215V214H134ZM145 215V214H144ZM153 215V214H152ZM152 215H151V217H152ZM155 215V214H154ZM199 215V214H198ZM137 216H139L138 218L140 219L141 217H140V213H138V215ZM137 216H135V218L137 217ZM147 216V215H146ZM157 216V215H156ZM156 216H154L155 218H156ZM181 216V217H180ZM195 216V215H194ZM158 217V216H157ZM168 216H166V218H167ZM168 217V218H169ZM133 218V217H132ZM134 218V219H135ZM162 218H165V216L164 217H162ZM167 218V219H168ZM189 218H191V219H189ZM195 218H197V216H195ZM194 218V219H195ZM200 218V217H199ZM199 218H197V219H195V220H198ZM223 218L225 219V217H224V215H223ZM222 217H221V219H222V221L224 220ZM131 219V218H130ZM133 219V220H134ZM157 219H159L160 220V216L157 218ZM156 219V220H157ZM166 219V220H167ZM170 219V218H169ZM86 220V219H85ZM128 220V219H127ZM132 220V221H133ZM161 220H163V219H161ZM160 220V221H161ZM171 221H166L165 222V224L162 226V225H157L158 227H160V229L157 227V229H158V231L159 232H157L156 231V229L155 228H153L154 230H155V232H154V230H152L153 231V233H154V235H159L160 236V234L159 233H161V234H163V233H172V230H173V228L175 227H173V221H172V219H170ZM130 221V220H129ZM128 221V222H129ZM135 221V220H134ZM155 221V219H153V222ZM163 221H165V220H163ZM194 221V220H193ZM218 221V220H217ZM85 222V221H84ZM84 222H83V224H84ZM156 223H157V221H155ZM179 222V221H178ZM180 222V223H181ZM195 222V221H194ZM216 222V221H215ZM78 223V222H77ZM76 223V224H77ZM149 223H150V221H149ZM161 223V222H160ZM159 223V224H160ZM179 223V224H180ZM186 223V221L184 222V224ZM219 224H220V221L218 222ZM242 223V222H241ZM259 223V222H258ZM73 224V223H72ZM75 224V225H76ZM133 224V223H132ZM140 224V223H139ZM153 223H151V225L150 226H153L152 225ZM177 225V226H180V225ZM183 224V223H182ZM181 224V225H182ZM195 224V223H194ZM194 224H192V225H194ZM214 224V223H213ZM212 224V225H213ZM234 224V223H233ZM260 224V223H259ZM259 224H257V225H259ZM79 225H80V223H79ZM146 225V224H145ZM187 225H188V221H187ZM191 225V227H193ZM212 225L210 226V227H212ZM262 225V224H261ZM74 226V225H73ZM126 226V225H125ZM149 226V225H148ZM156 226V225H155ZM236 226V225H235ZM90 227H92V226H90ZM145 227V226H144ZM181 227H183V226H181ZM181 227H179V228H181ZM190 227V225H188V228ZM241 227H244V226H241ZM240 227V228H241ZM74 228V227H73ZM81 228V227H80ZM86 228V227H85ZM127 228V227H126ZM184 228V227H183ZM185 228H187V227H185ZM184 228V229H185ZM75 229H76V227H75ZM117 229V228H116ZM118 229H119V227H118ZM140 229H141V227H140ZM143 229V228H142ZM149 229H150V227H149ZM149 229H148V231H149ZM174 229H176V228H174ZM211 229V228H210ZM242 230H243V228H241ZM80 230V229H79ZM114 230V229H113ZM136 230H137V228H136ZM151 230V229H150ZM179 230V229H178ZM177 229H176V231L175 230H173V231H175V232H173L172 234L173 235H170L171 237H175V238H178L176 235H177V231H178ZM202 230V229H201ZM77 231V230H76ZM82 231V230H81ZM125 231H127V230H125ZM124 231V232H125ZM132 231V230H131ZM142 231V230H141ZM140 231V232H141ZM146 231V230H145ZM198 231V230H197ZM197 231H196V233H197ZM210 231V230H209ZM208 231V232H209ZM239 231H240V229H239ZM73 232V231H72ZM115 232H118L119 233V231H115ZM130 232V231H129ZM128 231H127V233H125V234H127L128 235V233H129ZM136 232V231H135ZM140 232H139V234H140ZM157 232V233H156ZM179 232V231H178ZM215 232V231H214ZM244 232V231H243ZM74 233V232H73ZM102 233V232H101ZM148 233H150V232H148ZM152 233V234H153ZM174 233L176 234V235H174ZM184 233L186 234V232L184 231ZM195 233V232H194ZM195 233V234H196ZM199 233V232H198ZM131 234V233H130ZM133 234V233H132ZM164 234V236H168V235H165ZM181 233H179L178 235H180ZM194 234V235H195ZM205 234V233H204ZM242 234V233H241ZM85 235V234H84ZM147 235V234H146ZM194 235H191V236H194ZM200 235V234H199ZM240 235V234H239ZM101 236V235H100ZM130 236V235H129ZM132 236V235H131ZM144 236V235H143ZM149 236V235H148ZM158 236V237H159ZM162 236V235H161ZM160 236V237H161ZM164 236H162L161 238H159V239H162V240H165V238H164ZM170 236H169V238H170ZM182 236H183V234H182ZM195 236H197V234L195 235ZM194 236V237H195ZM146 237V236H145ZM220 237V236H219ZM227 237V236H226ZM73 238V237H72ZM135 238V237H134ZM138 238V237H137ZM151 238H154V236L153 237H151ZM173 238H171V240L173 239ZM174 238V239H175ZM180 238H181V236H180ZM190 238V237H189ZM237 238H238V236H237ZM236 238V239H237ZM139 239H140V237H139ZM143 239V238H142ZM146 239V238H145ZM144 239V240H145ZM148 239V238H147ZM168 239V238H167ZM166 239V240H167ZM173 239V240H174ZM179 239V238H178ZM187 239V238H186ZM185 238L183 239V241H181L182 243L186 240ZM191 239H192V237H191ZM208 239V238H207ZM233 239V238H232ZM151 240V239H150ZM154 240H158V238L157 239H155L154 238ZM153 240V241H154ZM162 240H161V242H162ZM171 240H168L169 242L171 241ZM173 240L171 241V242H173ZM187 240H189V239H187ZM231 240V239H230ZM253 240V239H252ZM260 240V239H259ZM258 240V241H259ZM262 240V239H261ZM140 241V240H139ZM174 241H176V240H174ZM178 241V240H177ZM191 241V240H190ZM194 241V240H193ZM226 241V240H225ZM233 241V240H232ZM255 241V240H254ZM126 242V241H125ZM143 242V241H142ZM150 242V241H149ZM160 242V240H158V242H156V243H159ZM217 242V241H216ZM175 243V242H174ZM182 243L180 244V247H181V245H182ZM186 243H188L187 241H186ZM214 243H215V241H214ZM234 243V242H233ZM259 243V242H258ZM261 243H263V245H264V242H261ZM102 244V243H101ZM128 244H130V243H128ZM142 244V243H141ZM140 244V245H141ZM160 244V245H159ZM157 246L159 247V252H160V249H162L163 247H165L166 245L165 244H167V242L164 244V241H163V244L165 245H163V247H162V243H159ZM169 244V243H168ZM178 244H179V242H178ZM185 244V243H184ZM191 244V243H190ZM206 244V243H205ZM256 244V243H255ZM74 245V244H73ZM131 245V244H130ZM169 245H171V249H172V247L174 246V248H175V246H176V244H169ZM173 245V246H172ZM227 245V243H225V246ZM232 245V244H231ZM260 246H261V244H259ZM135 246H136V244H135ZM134 246V247H135ZM161 246V247H160ZM188 246H189V244H188ZM191 246V245H190ZM228 246H230V244H228ZM255 246H257L256 248H258V245L256 244ZM140 247V246H139ZM147 247V246H146ZM179 247V246H178ZM193 247V246H192ZM231 247V246H230ZM173 248V249H174ZM182 248V247H181ZM184 248H185V246H184ZM196 248V247H195ZM201 248V247H200ZM199 248V249H200ZM236 248H238V246L236 247ZM235 248V249H236ZM261 248H262V246H261ZM95 249V248H94ZM134 249H136V248H134ZM141 249H142V247H141ZM145 249V248H144ZM157 249V248H156ZM169 249V248H168ZM180 249V248H179ZM178 249V250H179ZM234 249V250H235ZM53 250V249H52ZM129 250V249H128ZM132 250V249H131ZM164 250V249H163ZM162 250V252H164V251H166V250H164L163 251ZM175 250V249H174ZM177 250V251H178ZM181 250V249H180ZM183 250V249H182ZM226 250V249H225ZM237 250V249H236ZM258 250H260V249H258ZM49 251H51V250H49ZM57 251H58V249H57ZM133 251V250H132ZM140 251V250H139ZM168 251H171V250H168ZM176 251V250H175ZM174 251V252H175ZM185 251V250H184ZM186 251H188V250H186ZM222 251V250H221ZM221 251H219V252H221ZM257 251V250H256ZM255 251V252H256ZM138 252V251H137ZM142 252V251H141ZM140 252V253H141ZM155 252V251H154ZM161 252V253H162ZM182 252V251H181ZM203 252V251H202ZM226 252V251H225ZM237 252V251H236ZM254 252V251H253ZM264 252V251H263ZM134 253V252H133ZM143 253V252H142ZM141 253V254H142ZM151 253H153V251L151 252ZM160 253V254H161ZM172 253H173V251H172ZM172 253H170V255L172 254ZM175 253H177V252H175ZM198 253V252H197ZM48 254H50V253H48ZM137 255L139 254V253H136ZM140 254V255H141ZM174 254V253H173ZM173 254H172V256H173ZM222 254H223V251H222ZM232 254H235V252H231L230 254H229V256H227L228 258H230V256L232 255ZM159 255V254H158ZM167 255H169V254H167ZM169 255V256H170ZM243 255H245V254H243ZM262 255V254H261ZM264 255V254H263ZM133 256H135L136 257V255L134 254ZM181 256V255H180ZM241 256H242V253H241ZM141 257V256H140ZM139 257V258H140ZM163 257V256H162ZM165 257H167L166 255H165ZM165 257H163V258H165ZM171 257V256H170ZM179 257V256H178ZM177 257V258H178ZM181 257H184V255L183 256H181ZM186 257V256H185ZM184 257V258H185ZM226 257V258H227ZM247 257H248V255H247ZM246 257V258H247ZM253 257V256H252ZM261 256H259V257H257L256 258V260H255V257H254V259H252V261L253 260H255V262L256 261H258V259L259 260H261V258H264V257H261ZM142 258V257H141ZM141 258L139 259V260H141ZM161 258V257H160ZM169 258V257H168ZM174 258H176V257H174ZM173 258V259H174ZM176 258V259H177ZM225 258V259H226ZM238 258H242V257H238ZM166 259V258H165ZM175 259V260H176ZM182 259V258H181ZM231 259H232V257H231ZM233 259H234V257H233ZM232 259V260H233ZM161 260V259H160ZM169 260V259H168ZM179 260V259H178ZM177 260V261H178ZM183 260V259H182ZM232 260H226V262H231ZM248 260H250V259H248ZM131 261H132V259H131ZM165 261V260H164ZM181 261V260H180ZM236 261V260H235ZM263 261V260H262ZM261 261V262H262ZM1 262L2 261H0V264H1ZM160 262H162V260L160 261ZM172 261L170 260V263H171ZM175 262V261H174ZM221 262V261H220ZM219 262V263H220ZM223 262V261H222ZM264 262V261H263ZM169 263V264H170ZM176 263V262H175ZM178 263H179V261H178ZM177 263V264H178ZM183 263V262H182ZM225 263V262H224ZM246 263V262H245ZM244 263V264H245ZM252 263H254V261L252 262ZM166 264V263H165ZM168 264V263H167ZM192 264V263H191ZM195 264V263H194ZM206 264V263H205ZM228 264V263H227ZM250 264V263H249ZM255 264V263H254ZM258 264V263H257ZM260 264V263H259ZM263 264V263H262Z\"/></svg>",
  "mask_w": 264,
  "mask_h": 264
},
{
  "label": "crops",
  "instance_id": "0c3cea01",
  "mask_svg": "<svg viewBox=\"0 0 264 264\" xmlns=\"http://www.w3.org/2000/svg\"><path fill=\"white\" fill-rule=\"evenodd\" d=\"M2 135L0 133V149L1 147L5 144L2 139ZM11 142L15 143V140H9ZM13 144V143H12ZM11 145V144H10ZM14 145L9 146L5 150H0V163H5L7 161V158H11L10 162L17 163L20 160V157H16V152L12 150ZM38 146V143H37ZM35 152L38 154V147ZM31 156H29L28 160L31 161L30 159ZM16 161V162H15ZM11 163V164H12ZM8 171L4 169V171L0 172V217L2 214L8 212L9 209L12 208V205L14 206V203L17 201L22 202L23 204H26V207L24 208L25 211L31 208V201L25 196L24 194V185H16L15 182L10 180L8 178ZM8 180V181H7ZM38 208V207H37ZM23 208H19L18 214L22 211ZM10 211V210H9ZM15 217L17 216L16 214L14 215Z\"/></svg>",
  "mask_w": 264,
  "mask_h": 264
}]
</instances>
